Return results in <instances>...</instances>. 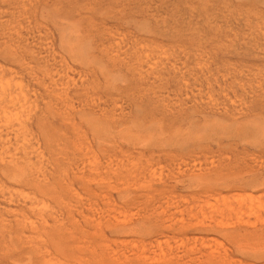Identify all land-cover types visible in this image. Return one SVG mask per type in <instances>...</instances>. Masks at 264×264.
Instances as JSON below:
<instances>
[{
    "label": "rangeland",
    "instance_id": "374dc122",
    "mask_svg": "<svg viewBox=\"0 0 264 264\" xmlns=\"http://www.w3.org/2000/svg\"><path fill=\"white\" fill-rule=\"evenodd\" d=\"M9 0H0V23L2 22V20L5 19H9L10 17L7 14H1L4 12H8L7 10L11 11L13 10V6L11 7V5H13V1L11 2L9 1V3L7 2ZM32 1V2H31ZM70 1V2H69ZM59 0L56 1L54 0V3L50 6V7H46L44 5V0H29V4H28V0L26 1L27 6H28V11L31 9L32 13H30V15L32 16V19L35 20V22H38L36 24V30L38 33H40V41L42 39V43H43V47H46V45L51 46V48L54 50L55 56H56V61H58L57 63L60 64H64L65 66H67L68 64H70L69 68V73L68 77H66L67 79H65V77L63 78H59V80L57 81L58 83V87H62V88H66L67 91L70 92L71 97L73 100V105H77L78 107H80V105H84V107L89 108L90 105L92 103H94L93 101H98L97 102L100 106H104L105 110L107 111H114L116 113V117L118 118L119 121H123L124 119L122 118L123 115L120 114V112L122 111L124 114V118L126 117V119L130 116V108H134L135 110V105L137 104H143L146 103L149 98H159V103L160 100L161 102L165 103V101H169L168 103L171 105L172 104V109L171 110L173 112L176 111V108L180 105V104H186L185 100H187V104L190 105L192 104L190 101L188 100H195L198 102V104L200 105V107L202 108H209L210 106H212V104L214 105H220L218 109L221 108V110L223 109V106L226 105L225 109L229 108L228 110V115L226 116L229 118V120H232L233 118H235V120H239V121H246V125H244L245 130H241V127H239L238 124H236L235 126L230 128L228 126L225 125H218V124H213V126L208 125L207 122H211V120H207L206 124H204L201 119H199V121L205 125H201L199 123V126H201L200 128L196 126L195 129H192L190 131H185L184 132H177L176 134L174 133L175 129H171L173 133H171L169 131V128H165V130L169 131V135H172V139H168V132H166L165 130L159 131V137L157 136V133H155V130L152 129H144L143 128H134L135 126H132L131 128L128 126H108L106 129L101 130V131H95L93 127V125L91 126L89 124V122H85L82 121L81 119H79L78 117L76 118L75 115V119H77L79 122V124L77 126H72V123H59V122H54V133L52 130L53 128H50L49 133H52L53 136H51L49 138V140L45 143L44 137H42V133L40 134V132L38 130H36L34 128V134L35 137L37 138V140L40 142V144L42 145L41 147L45 150L46 148L48 149L49 153H53V155L59 157L60 160H57L56 156L55 159L57 161H55L53 155H49V153L47 152V149L45 150L46 153V158L48 157V159H50L51 157H53L54 160H52V163L54 164H58L59 161L60 163L63 161L66 164H69L67 166H63L62 168L58 167L59 170L57 169V171H55V173H53L54 171L51 170L50 168H55L53 165H51V167H49L48 169L51 170L53 173L52 175H48V178H51V176H53V178L56 176L57 178L60 176L64 175L66 176V173L64 171L67 172L68 176H72V172L74 171L76 172L83 170V172H87L89 173L90 171H92L93 168H100L103 164L104 166L105 163L108 164L110 166H115L116 168H118L117 165H119V167H121L122 169H131L134 170V174L133 171L130 170V173H132L131 175L129 174L128 176L125 175H119L118 177H113L110 180H112V187L113 189L109 188L108 186H106V188H109L107 190H105V187L103 188V186H105V180L102 181L104 182L102 184V182L99 181L100 178H95L92 182L90 181L88 186L86 187H81L80 184H78L77 180L73 181V183L69 186H65L66 183L68 182V178L66 177H62V179L59 180V183L62 184L60 186H64L61 188V191H63L62 189H66L65 191H63L61 193L60 191V195L57 193L56 195H41L39 192L35 191V188L31 185L28 184L26 182H24L22 179H19L18 177L15 178H11L9 179L8 175H6V173H4L1 170V166H0V181H1V185H0V191L2 193H0V210L3 211V208H12L14 209L16 212V209H24L25 207H23L25 204H22L21 206H17V205H21V203L23 202L21 200V196H23L25 193H35V195H37L39 200H42V204L40 203L39 206L45 208V206L48 205V207L50 209H54L57 210V212L60 210V212H62V210H64L65 208H63L64 206H68L67 207H71V205H74L71 207L72 209H74L76 212H74V219L76 218L77 221L80 222V224L83 223V217L81 216V214L78 215L77 211L81 210L84 211L83 215L85 212H89V214L85 213V215H91L90 217L92 218H98L99 216L101 220H105V219H109L111 216L113 217L114 215H109L110 217H108V214L106 213L107 208H112L115 209L116 207V211H115V215L116 216H123L125 217V219L129 216L128 214H132L134 211L132 207L127 206V209L125 210L126 203L124 204V201L121 200L120 196H122L124 191L123 188H126L127 185V181L130 182L128 184L127 189L129 190H140L141 187L138 186V180L141 178L146 177H150L153 179V181H157L161 182L163 179L168 180V181H172L173 183V179H170L169 176H174L175 174H177V168H175L179 162V160L187 158L186 161L190 162V164L192 163L191 159L192 156H190L193 152L192 155H196L197 154L200 156L195 157L196 160L201 161V163L198 161L196 162V167L194 169V172L197 174L196 175H192L190 172H192V165H182V168L185 169L184 173H183V181L182 184L178 181L175 182L176 184H174L175 187H171L170 189H168L169 191H174V194H186L184 195V197H188L187 201H180L178 204H180L181 206H185L184 204H186L189 207H198L197 205L202 204L201 202H206L202 205H199L201 208L205 207L206 209L209 210H214L215 213H219L218 211H221V209H219V207L223 206L222 209L228 207V206H236L238 207V212H242L244 210V208L246 209V207H248L246 209V211L244 210L243 213H245L246 215H244L243 217V213H236L233 214L236 216V220H234V217L232 216L231 220L228 221V225L229 222L230 225L232 226V224L234 225V221L237 224L239 221L242 220H246L247 218L249 219L250 223L256 222L257 220L256 215L254 216V218L252 217V214H257L258 210L260 207H262L264 209V190H257L255 192V187H250L249 184H247L246 186L243 185V182L248 183L252 173L251 171H249L247 173V170H249L248 167H245V163L247 166L251 167L253 164H257L260 165V162L262 165L263 164V158H264V126H262L264 124V102L262 103L263 98L259 97L257 98V94H259V92H263L264 91V0ZM87 1V2H85ZM125 1V2H124ZM134 1V2H133ZM139 1V2H138ZM165 1V2H164ZM185 1V2H184ZM190 1V2H189ZM194 1V2H193ZM200 1V2H199ZM219 1V2H218ZM220 1H222L220 3ZM250 1V3H249ZM59 2V3H57ZM83 2V3H82ZM89 2V3H88ZM91 2V3H90ZM97 2V3H96ZM105 2V3H104ZM119 2V3H118ZM122 2V3H121ZM138 2V3H137ZM170 2V3H168ZM175 4H174V3ZM183 4H182V3ZM198 2V3H197ZM256 2V3H255ZM39 3V4H38ZM93 3V4H92ZM114 3V5H113ZM125 5H124V4ZM147 3V4H146ZM195 3V4H194ZM216 3V4H215ZM244 3V4H243ZM247 3V4H246ZM249 3V4H248ZM255 3V4H253ZM58 4V5H57ZM123 4V5H122ZM144 4V6H143ZM189 4V5H187ZM199 4V5H198ZM235 4H237L235 6ZM239 4V5H238ZM43 5V6H42ZM79 5V7H78ZM99 5V6H98ZM130 5V6H129ZM142 5V6H141ZM148 5V6H146ZM155 5V6H154ZM178 5V6H177ZM198 5V6H196ZM203 5V6H202ZM208 5V6H207ZM214 5V6H213ZM247 5V6H246ZM9 6V7H8ZM109 6V7H108ZM112 6V7H111ZM114 6V7H113ZM124 6V7H123ZM156 6H159L158 8ZM161 6V7H160ZM177 6V7H176ZM216 6V7H215ZM228 6V7H227ZM241 6V7H240ZM26 7V6H25ZM30 7V8H29ZM45 7V8H44ZM66 7V8H64ZM71 9H70V8ZM96 9H95V8ZM100 7V8H99ZM104 7V9H103ZM142 7V8H141ZM185 7V8H184ZM199 9H198V8ZM240 7V8H239ZM255 7V8H254ZM68 8V9H67ZM80 8V9H79ZM82 8V9H81ZM106 8V9H105ZM115 8V9H114ZM117 8V9H116ZM144 8V9H143ZM149 8V9H148ZM165 8V9H164ZM195 8V9H194ZM227 8V9H226ZM5 9V10H3ZM34 9V10H33ZM102 9V10H101ZM114 9V10H113ZM130 9V10H129ZM198 9V10H197ZM30 10V11H31ZM52 10V11H51ZM70 10V11H69ZM129 10V11H128ZM135 10V12H134ZM161 12H159V11ZM223 10V11H222ZM251 10L253 13H251ZM4 11V12H3ZM63 11V12H62ZM115 11V12H114ZM179 11V12H178ZM250 11V12H248ZM36 12V13H35ZM74 12V13H73ZM83 12V13H82ZM117 12V13H116ZM130 12V13H129ZM140 12V13H139ZM181 12V13H180ZM216 12V13H215ZM57 13V14H55ZM111 13V14H110ZM113 13V14H112ZM132 13V14H131ZM185 13V14H184ZM194 13V14H193ZM223 13V14H222ZM250 13V14H249ZM256 13V14H255ZM261 13V14H260ZM78 14V15H77ZM81 14V15H79ZM127 14V15H126ZM178 14V15H177ZM196 14V15H195ZM225 14V15H224ZM245 14V15H244ZM5 15V17L3 16ZM57 15V16H56ZM109 15V16H108ZM114 15V16H113ZM122 15V16H121ZM142 15V16H141ZM160 15V16H159ZM177 15V16H176ZM217 15V16H216ZM237 15V16H236ZM239 15V16H238ZM258 15V16H256ZM7 16V17H6ZM59 16V17H58ZM77 16V17H76ZM152 16V17H151ZM242 16V17H240ZM178 17V18H177ZM182 17V18H181ZM190 17V18H189ZM232 19H231V18ZM234 17V19H233ZM254 17V18H253ZM259 17V18H258ZM1 18H3L1 20ZM156 18V19H155ZM196 18V19H195ZM202 18V19H201ZM211 20H210V19ZM249 18L252 20H249ZM256 18V19H255ZM143 19V20H142ZM225 19V20H224ZM247 19V20H246ZM150 20V21H149ZM167 20V21H166ZM186 22H185V21ZM233 20V21H232ZM249 20V21H248ZM263 20V21H262ZM42 21V22H41ZM156 21V22H155ZM183 21V22H182ZM227 21V22H225ZM238 21V22H237ZM240 21V22H239ZM254 21V22H253ZM200 22V23H199ZM206 22V23H205ZM209 22V23H208ZM249 22V23H248ZM113 23V24H112ZM152 23V24H151ZM159 23V24H158ZM181 23V24H180ZM216 23V24H215ZM223 23V24H222ZM263 23V24H262ZM102 24V25H101ZM171 24V25H170ZM192 24V25H191ZM232 26H231V25ZM35 25V24H34ZM47 25V26H46ZM94 27H93V26ZM186 25V26H185ZM207 25V26H206ZM228 25V26H227ZM252 25V26H251ZM80 26V27H79ZM101 26V27H100ZM119 26V27H118ZM175 26V27H174ZM261 26V27H260ZM46 27V28H45ZM96 27V30H94ZM116 27V28H115ZM203 27V28H202ZM215 27V28H214ZM38 28V29H37ZM94 28V29H93ZM164 28V29H163ZM182 28V30L180 29ZM241 28V29H240ZM49 29V30H48ZM107 29V30H106ZM127 29V30H126ZM152 29V30H151ZM188 29V31H187ZM222 29V30H221ZM0 32H2L3 30V25L2 23L0 24ZM87 30V31H86ZM102 30V31H101ZM190 30V31H189ZM240 30V31H239ZM250 30V31H249ZM255 30V31H254ZM101 31V32H100ZM118 31V32H116ZM217 31V32H216ZM222 31V32H221ZM106 32V33H105ZM226 32V33H225ZM258 32V33H257ZM38 33L36 35H38ZM180 33V34H179ZM193 33V34H192ZM224 33V34H223ZM243 33V34H242ZM246 33V34H245ZM263 35H262V34ZM99 34V35H98ZM104 34V35H103ZM162 34V35H161ZM191 34V35H190ZM204 34V35H203ZM89 35V37H88ZM117 35V36H116ZM130 35V37L128 36ZM188 35V36H187ZM219 35V37H218ZM230 35V36H229ZM46 36V37H45ZM86 36V37H84ZM107 38H106V37ZM140 36V37H139ZM163 36V38H162ZM213 36V37H212ZM234 36V37H233ZM248 36V37H247ZM122 37V38H121ZM161 37V38H160ZM198 37V38H197ZM215 37V38H214ZM226 37V38H225ZM236 37V38H235ZM238 37V38H237ZM37 40L38 36H36ZM35 38V39H36ZM179 38V39H178ZM196 38V40H195ZM262 40H261V39ZM107 39V40H106ZM128 39V40H127ZM161 39V40H160ZM184 39L186 41H184ZM204 39V40H203ZM206 39V41H205ZM234 39V40H233ZM244 39V40H243ZM36 40V41H37ZM120 40V41H119ZM201 40V41H200ZM225 40V41H224ZM229 40V41H228ZM44 41V42H43ZM67 41V42H66ZM100 41V42H99ZM107 41V42H106ZM115 41V42H114ZM137 41V42H135ZM146 41V44L144 43ZM148 41V42H147ZM173 41V42H171ZM179 41H181V44ZM196 43H195V42ZM197 41H199V43L201 42V44H197ZM257 41V42H256ZM1 42V40H0ZM78 42V43H77ZM117 42V43H116ZM131 42V43H130ZM156 42V43H154ZM163 42V43H162ZM207 42V43H206ZM209 42V43H208ZM215 42V44H214ZM227 44H225V43ZM234 42V43H233ZM247 42V43H246ZM255 42V43H254ZM41 43V44H42ZM68 43V44H67ZM76 43V44H75ZM130 43V44H129ZM154 43V45H153ZM159 43V44H158ZM178 45H177V44ZM185 43V44H184ZM189 43V44H188ZM194 43V44H193ZM237 43V44H236ZM45 44V45H44ZM73 44H75L74 46H72ZM111 44V45H110ZM129 44V45H128ZM136 44V45H135ZM184 44V45H183ZM214 44V45H213ZM223 46H222V45ZM242 44V45H241ZM79 45V46H77ZM116 45V46H115ZM125 45V46H124ZM140 45V46H139ZM147 45V46H145ZM149 45V46H148ZM163 45V46H162ZM174 45V46H173ZM192 45V46H191ZM195 45V46H194ZM203 45V46H202ZM206 45V46H205ZM95 48H94V47ZM127 46V47H126ZM131 46V47H130ZM162 46V47H161ZM181 46V47H180ZM197 46V47H196ZM199 46V47H198ZM229 46V47H228ZM70 47V48H69ZM75 47V48H72ZM78 49H77V48ZM220 47V48H219ZM1 48V47H0ZM72 48V51H70ZM100 48V49H99ZM115 48V49H114ZM126 50H125V49ZM135 50H134V49ZM164 48V49H162ZM188 48V49H186ZM201 48V49H200ZM205 48V49H204ZM212 48V49H211ZM233 48V49H232ZM247 48V49H246ZM255 48V49H254ZM48 49V48H47ZM123 49V50H122ZM132 49V50H131ZM148 49V50H147ZM151 49V50H150ZM173 49V50H172ZM228 51H227V50ZM237 49V50H236ZM242 49V50H241ZM6 49H1L0 50V65H2V67H6L8 68L10 65L9 62V54H5ZM109 50V51H108ZM144 50V51H143ZM170 50V51H169ZM178 50V51H177ZM205 50V51H204ZM209 50V51H208ZM218 52H217V51ZM245 50V51H244ZM259 50V51H258ZM7 51V50H6ZM94 51V52H93ZM107 51V53H106ZM132 51V52H130ZM168 51V52H167ZM208 51V52H207ZM238 51V52H237ZM242 51V52H241ZM8 52V51H7ZM99 52V53H98ZM116 52V53H115ZM151 52V53H149ZM165 52V53H164ZM171 52V53H170ZM200 52V53H199ZM205 52V53H204ZM210 52V53H209ZM248 52V53H247ZM20 53V52H19ZM105 53V54H103ZM129 53V55H128ZM143 53V54H142ZM167 53V54H166ZM184 55H183V54ZM213 53V54H212ZM233 53V54H232ZM261 55H260V54ZM102 54V55H99ZM109 54V56H108ZM115 58L116 55H118L116 58H119L116 60V58L113 60H111L110 55H113ZM145 54V55H144ZM166 54V55H163ZM190 54V55H189ZM194 54V55H193ZM217 54V55H216ZM241 54V55H239ZM245 54V55H244ZM6 55V56H3ZM63 55V56H62ZM79 55V56H78ZM131 55V56H130ZM204 55V56H202ZM219 55V56H218ZM238 55V56H237ZM83 56V58L81 57ZM96 56V57H95ZM103 56V57H102ZM107 58H104L106 57ZM151 56V57H150ZM166 56V57H165ZM179 56V57H178ZM186 58H185V57ZM193 56V58H192ZM212 56V57H211ZM218 56V57H217ZM251 56V57H250ZM253 56V57H252ZM27 57V56H25ZM62 57V58H61ZM153 57V58H152ZM156 57V58H155ZM163 57V58H162ZM168 57V58H167ZM174 57V58H173ZM104 60H102V59ZM130 58V60H129ZM143 58V59H140ZM146 58V59H145ZM150 58V59H148ZM192 58V59H191ZM217 58V59H214ZM219 58V59H218ZM231 58V60H230ZM95 59V60H94ZM101 59V60H100ZM148 59V60H147ZM155 59V61H154ZM159 59V60H158ZM168 59V62L166 61ZM170 59V60H169ZM181 59V60H178ZM185 59V61H183ZM186 59H188V61H186ZM195 59V60H194ZM200 59V60H199ZM210 59V60H209ZM242 59V60H241ZM107 60V61H106ZM116 60V61H115ZM121 60V61H120ZM129 60V61H128ZM142 60V62H141ZM153 60V61H152ZM177 60V61H176ZM7 61V62H6ZM61 61V62H60ZM109 61V62H108ZM115 61V63H114ZM139 61V62H138ZM149 61V63H148ZM196 61V63H195ZM206 61V62H205ZM213 61V62H212ZM216 61V62H215ZM65 62H67L65 64ZM124 62L129 63L131 62L130 66H128L129 64L124 66ZM145 62V63H144ZM155 62V63H154ZM159 62V64H158ZM163 62V63H162ZM184 62V65L183 63ZM233 62V63H232ZM241 62V63H240ZM12 63V62H11ZM114 63V64H113ZM118 63V64H117ZM142 63V64H141ZM174 63V65H173ZM182 63V65H180ZM201 63V64H200ZM205 63V65H204ZM216 63V65H214ZM232 63V65H231ZM238 63V64H237ZM244 65H243V64ZM256 63V64H255ZM101 64V65H100ZM103 64V65H102ZM110 66H109V65ZM113 64V65H112ZM120 64V65H119ZM150 64V65H149ZM162 64V65H161ZM172 64V65H171ZM178 64V65H177ZM234 64V65H233ZM241 64V65H240ZM7 65V66H6ZM92 65V66H91ZM142 65V66H141ZM166 67H165V66ZM219 65V66H218ZM236 65V66H235ZM114 66V67H113ZM128 66V67H126ZM140 66V68H139ZM160 66V67H159ZM184 66L185 69H184ZM204 66V67H203ZM218 66V68H217ZM225 66V67H224ZM2 67L0 68V71L2 69ZM89 67V68H88ZM95 67V68H94ZM117 67V68H116ZM122 67V69H121ZM134 67V68H133ZM142 67V68H141ZM151 67V68H149ZM250 67V68H249ZM259 67V68H258ZM88 70H87V69ZM92 68V69H91ZM115 68V69H114ZM145 68V69H144ZM158 68V69H156ZM183 68V69H182ZM188 68V69H187ZM202 68V69H201ZM208 68V69H207ZM241 68V69H240ZM258 68V69H257ZM76 69V70H75ZM125 69V70H124ZM143 69V70H142ZM167 69V70H166ZM176 69V70H175ZM178 69V70H177ZM188 71H187V70ZM194 69V70H193ZM197 69V70H196ZM207 69V70H206ZM243 69V70H242ZM251 69V70H250ZM263 69V70H262ZM94 72H92V71ZM146 70V71H145ZM152 70V71H150ZM169 73L166 74V71ZM171 70V71H170ZM183 70V71H182ZM203 70V71H202ZM209 70V71H208ZM232 70V71H231ZM126 71V72H125ZM138 71V72H137ZM150 71V72H149ZM154 71V72H153ZM176 74V76L174 75V73ZM177 71V72H175ZM193 71V72H192ZM251 71V72H250ZM128 72V73H127ZM134 72V73H133ZM143 73L145 75H149L145 77L143 74H139ZM196 72V73H195ZM199 72V73H198ZM207 72V73H206ZM235 72V74H234ZM242 74H241V73ZM249 72V73H248ZM8 73V72H6ZM134 75H133V74ZM154 73V76H153ZM161 73V74H160ZM185 73V75H184ZM190 73V74H189ZM193 73V74H192ZM203 73V74H202ZM223 73V74H222ZM127 74V75H126ZM171 75V78L169 77ZM173 74V76H172ZM228 74V75H227ZM70 75V77H69ZM104 75V76H103ZM140 75V76H139ZM157 75V76H156ZM163 76L162 78H160L161 80L159 81V79H156L157 77ZM183 75V76H182ZM246 75V76H245ZM260 75V76H259ZM91 76V77H90ZM139 76V77H138ZM142 76V77H141ZM211 78H210V77ZM223 76H226L223 78ZM240 76V77H239ZM242 76V77H241ZM252 76V77H250ZM81 77V79H80ZM95 77V78H93ZM135 77V78H134ZM144 77V78H143ZM195 79H194V78ZM234 77V78H233ZM256 77H259L258 79ZM98 78V80L96 79ZM133 78V80H132ZM146 78V80H145ZM150 78V79H148ZM164 78H166L167 80H165ZM170 78V79H169ZM202 78V79H201ZM217 78V79H216ZM65 79V80H64ZM131 79V80H130ZM139 79V80H138ZM208 79V80H207ZM256 79V80H255ZM73 80V81H72ZM89 80V81H88ZM97 80V81H95ZM148 80V81H147ZM156 80V81H155ZM182 80V81H181ZM204 80V81H203ZM228 80V81H227ZM238 82H237V81ZM247 80V81H246ZM258 80H260L258 82ZM262 80V81H261ZM65 81V82H64ZM71 81V82H70ZM82 81V83H81ZM131 83H129V82ZM133 81V82H132ZM138 81V82H137ZM141 81H143L141 83ZM147 81V82H146ZM201 81V82H200ZM218 81V82H217ZM73 82V83H72ZM108 82V83H107ZM141 84H140V83ZM145 82V83H144ZM167 82V83H165ZM199 82V83H198ZM221 82V83H220ZM228 82V83H227ZM240 82V83H239ZM263 82V83H262ZM84 86V88H87V92H80L78 94L74 93V88L81 86ZM90 83V84H89ZM100 83V85L98 86V84ZM135 83V84H133ZM152 83V84H151ZM162 83V84H161ZM186 83V84H185ZM201 83V84H200ZM203 83V84H202ZM217 83V84H216ZM228 85H227V84ZM74 84H76V86H74ZM84 84V85H83ZM86 84V85H85ZM104 84V85H103ZM108 84V85H107ZM129 84V85H128ZM133 84V86H132ZM146 84V85H145ZM148 84V85H147ZM151 84V85H150ZM208 84V85H207ZM211 84V85H210ZM225 84V85H224ZM256 84H258L256 86ZM135 85V86H134ZM193 85V86H192ZM205 85V86H204ZM218 85V86H217ZM224 85V86H223ZM69 86V87H68ZM108 86V87H107ZM128 86V87H127ZM146 86H148L146 88ZM152 86V87H151ZM159 86V87H158ZM68 87V88H67ZM94 87V88H93ZM124 87V88H123ZM127 87V88H125ZM143 87V88H142ZM190 87V88H189ZM121 88V89H119ZM135 88V89H134ZM152 88V89H151ZM158 88L160 90H158ZM175 88V89H174ZM183 88V89H182ZM244 88V89H243ZM131 89V90H130ZM140 89V90H139ZM162 89V90H161ZM204 89V90H203ZM217 89V90H216ZM238 89V90H237ZM248 89V90H247ZM253 89V91H252ZM121 90V91H120ZM127 90V91H126ZM145 90V91H144ZM186 90V91H185ZM191 90V91H190ZM209 90V92H208ZM213 92H212V91ZM219 90V91H218ZM223 90V92H222ZM117 94H115V92ZM118 91V92H117ZM132 91V92H131ZM176 91V92H175ZM123 92V94H121ZM139 92V93H138ZM144 92V93H143ZM149 92V93H148ZM201 92V93H200ZM222 92V93H221ZM247 92V93H246ZM85 93V94H84ZM87 93V94H86ZM158 93V94H157ZM165 93V94H164ZM176 93V94H175ZM179 93V94H178ZM185 93V94H184ZM197 93V94H196ZM200 93V94H199ZM206 93V94H205ZM249 93V94H248ZM257 93V94H256ZM120 94V95H119ZM133 94L134 97H131ZM135 94V95H134ZM156 94V95H155ZM162 94V95H161ZM183 94V96H182ZM199 94V95H198ZM235 94V95H234ZM247 94V95H246ZM92 95V96H91ZM106 95V96H105ZM160 95V97H159ZM174 95V96H173ZM179 95V97L177 96ZM198 95V96H197ZM201 95V96H200ZM221 95V96H220ZM228 95V96H227ZM82 96V97H81ZM98 96V97H97ZM117 98H116V97ZM128 96V97H127ZM143 98H142V97ZM145 96V97H144ZM154 96V97H153ZM165 96V97H164ZM169 96V97H168ZM187 98H186V97ZM204 96V97H203ZM239 96V97H238ZM248 96V98H247ZM255 96V98H254ZM75 97V98H74ZM79 97V98H78ZM136 97V98H135ZM149 97V98H148ZM161 97H164L166 100L164 101V98L161 99ZM193 97V98H192ZM199 97V98H198ZM201 97V98H200ZM210 97V98H209ZM226 97V98H225ZM244 97V98H243ZM104 98V99H103ZM128 98V99H127ZM142 98V99H141ZM168 98V99H167ZM186 98V99H185ZM197 100H196V99ZM203 98V99H202ZM251 98V99H250ZM75 99L77 101H75ZM114 99V100H113ZM125 99V100H124ZM148 99V100H147ZM199 99V100H198ZM206 99V100H205ZM219 99V100H218ZM230 99V100H229ZM105 103H103L104 101ZM117 100V101H116ZM147 100V101H146ZM182 100V101H181ZM214 100V101H213ZM225 102H224V101ZM234 100V101H233ZM237 100V101H236ZM241 100V101H240ZM115 101V102H114ZM140 101V102H139ZM142 101V102H141ZM166 101V102H167ZM199 101L201 102H205L202 104L199 103ZM216 101V102H215ZM231 101V102H230ZM252 101V102H251ZM87 102V103H86ZM95 102V103H96ZM128 102V103H127ZM136 102V103H135ZM138 102V103H137ZM208 102V103H206ZM218 102V103H217ZM228 104H225L227 103ZM258 102V103H257ZM77 103V104H76ZM107 103V104H106ZM118 103V105H117ZM158 103V104H159ZM233 103V105H232ZM111 104V106H110ZM121 104V106H120ZM209 104V105H208ZM186 105V106H188ZM203 105V106H202ZM206 107H205V106ZM223 105V106H222ZM241 105V106H240ZM243 105V106H242ZM250 105V106H249ZM125 106V107H124ZM261 106V107H260ZM76 107V106H75ZM111 107V108H110ZM119 107H121L119 109ZM231 107H233V109H236L237 111H234L233 109H231ZM251 107V109H250ZM77 108V107H76ZM207 108V109H208ZM113 109V110H112ZM125 109V110H124ZM231 109V111H230ZM240 109H242L240 111ZM232 110L233 112H240L239 114H232ZM127 111V112H126ZM129 111V112H128ZM243 111V112H242ZM249 111V112H248ZM256 111V112H255ZM133 112V111H131ZM242 112V113H241ZM260 112V113H259ZM244 113H248V114H244ZM252 113V114H251ZM254 113V114H253ZM262 113V114H261ZM119 114V115H118ZM242 114L246 115L243 116ZM257 114V115H256ZM121 115V116H120ZM236 117H235V116ZM241 116V117H238ZM249 115V117H248ZM256 115V117H255ZM233 116V117H232ZM243 116V117H242ZM121 118V119H119ZM247 118V120L245 119ZM258 119H261L258 122ZM254 120V121H253ZM198 121V122H199ZM229 121H227L226 123H228ZM231 122V121H230ZM257 122V123H256ZM62 127L59 130V125ZM232 123V122H231ZM225 124V123H224ZM248 124V125H247ZM253 124V125H252ZM212 125V124H211ZM215 125V126H214ZM232 125V124H230ZM238 125V126H237ZM256 125V126H255ZM225 126V127H224ZM237 126V127H236ZM253 128H252V127ZM259 126V127H258ZM73 128V130L70 129ZM206 127V128H205ZM210 127V128H209ZM221 127V128H220ZM228 127V128H227ZM250 127V128H248ZM57 128V129H56ZM219 128V129H218ZM225 128V129H224ZM233 128V129H231ZM258 128V130H257ZM127 129V130H125ZM215 129V130H214ZM224 129V131H223ZM228 129V130H227ZM253 129V130H252ZM263 129V130H262ZM66 134H65V131ZM98 130V129H96ZM130 130V131H129ZM151 130V131H150ZM176 130H178L176 128ZM240 130V133H239ZM248 130V132H247ZM251 130V131H250ZM110 131V132H109ZM126 131V132H125ZM154 131V133H153ZM209 131V132H208ZM222 131V132H221ZM228 131V132H227ZM235 131V132H234ZM254 133H253V132ZM129 132V133H128ZM145 132V133H144ZM149 132V134H148ZM166 132V133H165ZM213 132V133H212ZM62 133V135H61ZM134 133V135L132 134ZM135 133L137 134L135 135ZM147 133V134H146ZM171 133V134H170ZM178 133V134H177ZM187 133V134H186ZM243 133V134H242ZM247 133V134H246ZM252 133V134H251ZM58 134V135H55ZM79 134V135H78ZM101 134V137H99ZM153 134V136L151 135ZM175 134V135H174ZM199 134V135H198ZM213 134V135H212ZM51 135V134H50ZM65 135V137H64ZM69 135V136H68ZM72 135H74L72 137ZM78 135V136H77ZM122 135V136H120ZM127 135V136H126ZM163 135V136H162ZM167 137H165V136ZM174 135V136H173ZM195 135V136H194ZM202 137H201V136ZM205 137H204V136ZM76 136V138H75ZM92 136V137H91ZM150 136V137H149ZM200 136V137H199ZM215 136V137H213ZM219 136V137H218ZM224 136V137H222ZM252 136V138H250ZM254 136V138H253ZM42 137V139H41ZM69 137V138H68ZM128 137V138H127ZM170 137V136H169ZM204 137V139H203ZM212 137V138H210ZM246 137V138H245ZM52 138V139H51ZM73 138V139H71ZM77 138H79L80 140H78ZM82 138V139H81ZM87 138V139H86ZM151 138V139H150ZM161 138L163 140H161ZM197 138V139H196ZM218 138V139H216ZM228 138V139H227ZM230 138V139H229ZM64 139V140H63ZM139 139V140H138ZM182 139V140H181ZM184 139V141H183ZM203 139V141L201 140ZM220 139V140H219ZM252 139V140H249ZM255 139L258 140H262L261 142L254 141ZM52 140V141H51ZM57 140V141H56ZM84 140V141H83ZM167 140V141H166ZM173 140V141H171ZM56 141V142H53ZM73 141V142H71ZM150 141V142H149ZM177 141V142H176ZM183 141V142H181ZM251 141V142H250ZM254 141V142H253ZM43 142V143H42ZM52 142V143H50ZM57 142H59L60 144H58ZM72 144H71V143ZM80 142V143H79ZM84 144H82V143ZM90 142V143H89ZM166 144H165V143ZM172 142V143H171ZM176 142V143H175ZM231 142V143H230ZM249 142V143H248ZM54 143V144H53ZM64 144V148H63V144ZM79 143V144H78ZM89 143V144H87ZM116 143V144H115ZM197 143V144H196ZM250 144L249 146L247 145ZM255 143V144H254ZM47 144V145H46ZM87 144V145H86ZM172 144L174 146H172ZM181 144V145H180ZM221 146H219V145ZM246 146H245V145ZM254 144V145H253ZM51 145V146H50ZM59 145V146H58ZM81 145V146H80ZM86 145V146H85ZM108 145V147H107ZM116 145V146H115ZM155 145V146H154ZM200 145V146H199ZM225 145V146H224ZM256 145V146H255ZM259 145V146H258ZM62 146V147H61ZM67 146V147H66ZM76 146V147H74ZM85 146V147H83ZM92 146V147H91ZM111 146V148H110ZM205 148H202L204 147ZM219 146V147H217ZM251 146V147H250ZM255 146V148L253 147ZM46 147V148H45ZM137 147V148H136ZM161 149H160V148ZM173 148L175 149L178 153H182L184 154L185 152L182 151H186V153L184 155H181L176 161L174 160H170V159H160L159 160V164L155 160H150L147 161V157L145 156V154L147 153L146 150L148 149H152L153 152L156 151L158 149V151L154 152V154H159L161 155L163 150L165 151L167 148ZM223 147H226L225 149H223ZM241 147L243 148L242 150ZM51 148V149H50ZM70 148V150L68 149ZM74 148L76 149L74 151ZM91 148V149H90ZM113 148V151H112ZM115 148V149H114ZM135 148V149H134ZM162 148H166V149H162ZM189 148V149H188ZM217 148V150L215 149ZM219 148V149H218ZM221 148V149H220ZM232 148V149H231ZM259 148V149H258ZM68 149V150H67ZM72 149V151H71ZM88 151H87V150ZM99 149H100V153H99ZM102 149V150H101ZM184 149V150H183ZM214 149V151L212 150ZM230 149V150H229ZM250 150V151H246V150ZM255 149V150H254ZM258 149V150H257ZM53 150V151H51ZM59 150V151H58ZM61 150V151H60ZM81 150V151H80ZM95 152H92V151ZM106 150V151H104ZM181 150V151H179ZM190 150V151H189ZM197 150H200L199 152H195ZM203 150V151H201ZM221 150H228V151H221ZM237 150L238 153H235ZM245 150V151H244ZM70 151V152H69ZM105 152L103 154V152ZM119 151V152H118ZM161 151V152H160ZM212 153H211V152ZM242 151V153H240ZM252 151V152H251ZM257 151V152H256ZM66 152V153H65ZM71 152H73V154H71ZM82 152V153H81ZM85 152V153H84ZM92 152L93 156H91L92 154H90ZM102 152V153H101ZM123 152V156L121 155ZM146 152V153H145ZM191 152V154H190ZM204 154H203V153ZM207 152V153H206ZM210 152V153H209ZM214 152V154H213ZM221 152V153H220ZM247 152V153H246ZM259 152V153H258ZM10 154V152H8ZM64 153V155H63ZM75 153V154H74ZM81 153V154H79ZM98 153V154H97ZM111 153V155L109 154ZM125 153V154H124ZM136 153V154H135ZM177 153V154H178ZM187 153H189L188 157H186ZM216 153V154H215ZM224 153V154H223ZM230 153V155H229ZM12 154V151H11ZM78 154V155H77ZM89 154V155H88ZM119 154V155H118ZM206 154V155H205ZM208 154V155H207ZM210 154V155H209ZM211 154L213 156H211ZM221 154V155H218ZM233 154V155H231ZM240 156H239V155ZM241 154L244 156L245 154V161H243L244 159H242L243 157H241ZM248 154V155H247ZM258 154V156H257ZM259 154H262L259 155ZM5 155L7 157V161L9 160V155L6 153L4 154V152L0 153V157L3 160H0V162H7L5 161ZM69 155V156H67ZM72 155L75 157H72ZM83 155V156H82ZM127 155V156H126ZM202 155V157H201ZM204 155V156H203ZM216 155V156H214ZM226 155H229L228 157ZM238 155V156H237ZM62 156H65L64 158ZM79 156V157H78ZM98 156V157H97ZM116 156V157H115ZM122 156V158H121ZM223 156V157H222ZM231 156V157H230ZM247 156H249L247 158ZM257 158H255V157ZM50 157V158H49ZM61 157V158H60ZM81 157V158H80ZM93 157L94 161L92 160ZM127 157V158H126ZM201 157V158H199ZM207 157V158H206ZM222 157V158H221ZM230 157V158H229ZM234 157V158H233ZM262 157V158H260ZM63 158V159H62ZM72 158V159H71ZM74 158V159H73ZM77 158V160H76ZM79 158V160H78ZM97 158V160H96ZM100 158V159H99ZM112 158V159H111ZM117 158V159H116ZM191 158V159H190ZM224 158V160H223ZM232 158V159H231ZM251 158H254L253 160ZM86 159V160H85ZM129 159V160H128ZM189 159L191 161H189ZM212 159L214 160L212 162ZM231 159V160H230ZM236 159V160H234ZM248 159V160H246ZM251 159V160H250ZM260 162H259V160ZM261 159H263L261 161ZM72 160V161H71ZM99 160V161H98ZM102 160V161H101ZM165 160V161H164ZM170 160V161H169ZM211 160V162H210ZM220 160L222 162H220ZM229 162H226V161ZM234 160L235 164H232ZM251 162H250V161ZM256 160V162H255ZM78 161V162H77ZM81 161V163H80ZM84 161V162H83ZM89 161V162H88ZM97 161V162H96ZM108 163H107V162ZM120 161V162H118ZM122 161V162H121ZM147 163H146V162ZM164 161V162H163ZM174 161V162H173ZM253 161V162H252ZM56 162V163H55ZM63 162V163H64ZM94 162H96L94 164ZM116 162V163H115ZM168 165H166L167 163ZM209 162L211 163L212 167L209 164ZM218 162V163H216ZM225 162V164L223 163ZM231 162V163H230ZM250 162V163H249ZM62 163V165H63ZM84 166H83V164ZM103 163V164H102ZM115 163V164H114ZM124 163V164H122ZM135 163V164H134ZM153 163V164H152ZM166 163V164H165ZM197 163L199 165H197ZM216 165H215V164ZM230 167H229V165ZM237 163V164H236ZM253 163V164H252ZM75 164V165H74ZM77 164V165H76ZM89 164V165H88ZM101 164V165H100ZM122 164V165H121ZM146 164V165H145ZM151 164V165H150ZM193 164V163H192ZM217 164L219 166H217ZM251 164V165H250ZM1 165V163H0ZM73 168H72V166ZM89 167H88V166ZM100 165V167L98 166ZM174 165V167H173ZM232 165V167H231ZM243 165V166H242ZM60 166V165H59ZM71 166V167H70ZM81 166V167H80ZM124 166V167H123ZM128 166V167H127ZM165 166V167H164ZM189 166V169L187 170L186 167ZM191 166V167H190ZM216 166V167H215ZM234 166V167H233ZM79 167V168H78ZM86 167V168H85ZM103 167V166H102ZM101 167V168H102ZM164 167V168H163ZM169 167V168H168ZM172 167V168H171ZM209 167V168H208ZM211 167V170H210ZM215 167V168H213ZM66 169V170H63ZM70 168V169H69ZM76 168V169H75ZM144 168V169H143ZM157 168V169H156ZM197 168V169H196ZM202 170L206 171L202 173ZM204 168V169H203ZM228 168V169H226ZM241 168V171L239 172ZM244 168V169H243ZM258 168V166L256 167ZM255 168V170H256ZM69 169V170H68ZM151 169V170H150ZM154 169V170H153ZM161 169V170H160ZM171 169V170H169ZM199 169V170H198ZM214 169V171H213ZM234 169V170H233ZM61 170L63 175H61ZM76 170V171H75ZM85 170V171H84ZM100 170V169H99ZM150 170V171H149ZM167 172H166V171ZM208 170V171H207ZM211 172H210V171ZM216 170H220L217 171V174H220V178L219 175L216 174L214 175V172H216ZM229 170V171H228ZM259 170V169H258ZM60 171V172H59ZM89 171V172H88ZM159 171V172H158ZM199 171L201 172V175H199ZM231 171V172H230ZM82 172V171H81ZM166 172V173H165ZM193 172V173H194ZM213 172V173H212ZM222 172L225 173L223 175L226 176V178H230L232 177L233 179L236 178V181L239 180L237 183L241 184V187H237L232 190H228V189H223L221 192L217 193L218 191H216L215 187L218 188L217 186L222 185L221 183L223 181L226 180V178L223 177ZM243 172V173H242ZM244 172H246L244 174ZM186 173V174H185ZM190 173V174H189ZM242 180L240 181V176ZM157 174V176H156ZM203 174V176H202ZM212 174V175H210ZM233 174H237V175H233ZM250 174V175H249ZM144 175V176H143ZM164 175V176H163ZM186 175L192 176L189 177L191 178L189 181V178L186 177ZM50 176V177H49ZM123 178H121V177ZM132 176V177H131ZM134 176V177H133ZM138 176V177H137ZM154 176V177H153ZM166 176V177H165ZM208 176V177H207ZM212 176H215L214 178ZM230 176V177H229ZM163 177V179H162ZM249 177V178H248ZM18 178V179H16ZM22 178V177H21ZM120 178V179H119ZM132 178L133 181L136 179L137 181L132 182ZM139 178V179H138ZM159 178L161 180H159ZM194 178V179H193ZM203 178V179H201ZM207 178H211L209 179L211 182H209V180ZM219 180H218V179ZM224 180H223V179ZM230 178V179H232ZM59 179V178H58ZM61 181V180H63ZM186 179V180H185ZM196 179V181H194ZM199 179V180H198ZM213 179V181H212ZM227 179V180H230ZM19 180V181H18ZM21 180L23 182H21ZM49 182H52V178L48 179ZM115 180V182H114ZM120 180V181H119ZM192 180V181H191ZM198 180V181H197ZM205 180V181H204ZM216 180V181H214ZM235 180V179H234ZM125 181V182H123ZM186 181V182H184ZM204 181V182H203ZM221 181V182H220ZM100 182V183H99ZM122 182V184H121ZM208 182V183H207ZM219 182V183H218ZM58 183V182H57ZM64 183V185H63ZM119 183V184H118ZM209 183L211 185H209ZM216 183V184H215ZM24 184V185H23ZM126 184V185H125ZM136 184V185H133ZM181 184V185H180ZM195 184V186H194ZM199 186H196L198 185ZM9 185H11L9 187ZM18 185V186H17ZM31 185V186H29ZM80 185V186H79ZM103 185V186H102ZM129 185H133V186H129ZM178 185V186H177ZM207 185V186H204ZM21 186V187H20ZM90 186H93L90 188ZM102 186V188H101ZM3 187V188H1ZM18 187V188H17ZM20 187V188H19ZM30 187V188H29ZM33 187V188H32ZM88 187V188H87ZM100 188V191L97 190ZM115 187V188H114ZM5 188V189H4ZM14 188V189H13ZM32 188V189H31ZM68 188H70L69 190H67ZM90 188V190H89ZM215 189L213 190L214 192H216L217 194L211 196L210 194H213V191L209 189ZM4 189V190H3ZM18 189V190H17ZM27 189V190H26ZM72 189V190H71ZM104 189V190H103ZM122 189V190H121ZM206 189H208L209 191H207ZM11 190V191H10ZM28 190H32L28 191ZM121 190V191H120ZM202 190V191H201ZM206 190V191H205ZM228 190V191H227ZM248 190V191H246ZM21 191L23 193H21ZM27 191V192H26ZM95 191V192H94ZM102 191V192H101ZM199 191V192H198ZM206 193H204V192ZM254 191V192H253ZM10 192V193H9ZM107 192V193H105ZM237 194H234L236 193ZM93 193V194H92ZM240 193V200L238 197V194ZM242 193V194H241ZM246 196H249L246 197ZM253 193V194H252ZM68 194V195H67ZM98 194V195H95ZM100 194V195H99ZM121 194V195H119ZM190 194V195H189ZM195 194V195H193ZM203 194H207V195H203ZM220 194V195H219ZM250 194L253 198V200L257 199L255 202L252 201ZM259 194V195H258ZM5 195V197L3 196ZM90 195V196H89ZM92 195V196H91ZM200 195V196H199ZM227 195H230V197L228 196V198L224 199L223 196L227 197ZM232 195V196H231ZM236 195V196H235ZM257 195V196H256ZM260 195H263V198L260 197ZM20 200H19V197ZM41 196V197H40ZM55 196V197H54ZM71 196V199L69 198ZM74 196V198H72ZM78 196V197H76ZM96 196V197H95ZM101 198H100V197ZM104 196V197H102ZM193 197L194 200L197 199L198 196V202H196L197 205L192 204V202H190V197ZM207 196V197H206ZM210 196V197H208ZM234 196V197H233ZM247 199V201L245 200V197ZM258 196L260 198H258ZM9 197L12 199H9ZM92 197V198H91ZM107 197H110L109 199H107ZM214 197V198H212ZM221 197V199H220ZM233 199L235 197H237V201H233V203L230 201V199ZM15 198V201L13 200ZM69 198V199H68ZM80 198V200H79ZM89 198V199H88ZM94 198V199H93ZM207 198V199H205ZM209 198V200H208ZM217 198V200H216ZM249 198V199H248ZM23 199V198H22ZM60 199V200H58ZM62 199V200H61ZM74 199V200H73ZM104 199V200H103ZM192 199V198H191ZM202 199V200H201ZM214 199V200H213ZM236 199V198H235ZM259 199V200H258ZM8 200V202H7ZM17 200V203H16ZM70 200V202H69ZM84 200V201H83ZM104 203H102L101 202ZM107 200V201H106ZM114 200V201H113ZM201 200V201H200ZM205 200V201H203ZM207 200V201H206ZM217 202H216V201ZM243 200H245V203H249V201L251 202V204L249 203V205L245 206L242 203L244 202ZM261 200V201H260ZM13 201V203H12ZM61 201V202H60ZM64 201V202H62ZM80 205H79V203ZM87 201V202H86ZM197 201V200H196ZM225 201H229L228 203H226ZM98 202V204H97ZM118 202V203H117ZM189 202V203H188ZM208 202V203H207ZM210 202V203H209ZM211 202L215 205H211ZM224 202V203H223ZM231 202V203H230ZM241 203L240 207L238 205V203ZM258 202V204L262 202V205L258 207V204H256ZM15 203V204H14ZM88 203V204H86ZM184 203V204H183ZM218 203V204H216ZM237 203V204H236ZM252 203H254L255 207L252 205ZM45 204V205H44ZM67 204V205H65ZM91 204V205H90ZM104 206H103V205ZM117 204V205H116ZM143 203H141L142 205ZM208 204H210V207L206 206ZM223 204V205H221ZM231 204V205H230ZM235 204V205H234ZM12 205V206H11ZM15 205V206H14ZM62 205V206H61ZM85 205V206H84ZM113 205V206H112ZM140 205V206H141ZM218 206V209L216 208ZM252 209H249V207ZM18 207V208H14V207ZM89 206V208H88ZM93 206V207H92ZM101 208H99V207ZM112 206V207H111ZM123 206V208L121 207ZM143 206V205H142ZM166 207H170L171 205L165 204ZM212 206V207H211ZM216 206V207H215ZM47 207V208H48ZM87 207V208H86ZM198 207V209L200 208ZM216 208V209H212V208ZM220 207V208H221ZM258 207V209L256 208ZM26 208H27V204H26ZM25 208V210H26ZM57 208V209H56ZM93 210H92V209ZM95 208V209H94ZM205 208H203L205 210ZM211 208V209H210ZM242 208V209H241ZM257 212H256V209ZM46 209V208H45ZM62 209V210H61ZM88 209V210H87ZM90 209V210H89ZM118 209V210H117ZM132 209V210H130ZM197 209V208H195ZM263 209L259 210V213L261 214V216H264L263 213ZM98 210V212H97ZM106 210V211H105ZM122 210V211H121ZM124 211L125 212L123 213ZM248 210V211H247ZM253 210H255L253 212ZM120 212L118 214V212ZM131 211V212H130ZM262 211V213H261ZM59 212V213H60ZM93 212V213H91ZM249 212H253L251 215H248ZM64 213V212H63ZM97 213V214H96ZM106 213V214H105ZM128 213V214H126ZM259 213L257 215H259ZM65 214V213H64ZM123 214V215H121ZM124 214H126L124 216ZM130 214V215H131ZM240 215V218L238 215ZM12 216V214H11ZM11 216L7 215L5 216L6 220L9 219V217L11 218ZM95 216V217H94ZM104 216V218H103ZM107 216V217H105ZM13 217V216H12ZM246 217V218H245ZM258 217V216H257ZM239 220H238V219ZM253 220H252V219ZM12 219V218H11ZM112 219V218H110ZM122 219V218H121ZM128 219V218H127ZM120 220V218H119ZM255 220V221H254ZM233 221V222H232ZM238 221V222H237ZM247 222H249L248 220H246ZM7 223V222H6ZM106 228V227H105ZM107 229V228H106ZM106 234V235H105ZM104 235L106 236V238L109 239H115L114 238V234H110L109 231H106L104 233ZM200 235V234H198ZM110 236V237H109ZM191 236V237H190ZM201 236V235H200ZM199 236V237H200ZM113 237V238H111ZM130 237V236H129ZM132 237V236H131ZM209 237L214 238V241L216 240L217 242H224L223 244H225V247L229 249L230 245L229 243L226 241V239H224V237L222 236H217V235H210ZM209 237H207L209 239ZM221 237V238H220ZM190 239L189 242L192 241L193 239V235H189L188 237ZM192 238V239H191ZM207 239V240H208ZM129 240V239H128ZM221 240V241H220ZM147 241V240H145ZM214 241H212L214 243ZM8 242V243H7ZM6 243L4 242V244L8 245L9 248L6 250L5 248H7L8 246L0 243V247H4V248H0V264H27L24 262L23 260H13V259H9L6 257V253L8 252V250H10V243L9 241H7ZM210 242V243H212ZM146 243V245L148 244V242H144ZM212 243V244H213ZM113 245V244H112ZM209 246V245H207ZM228 246V247H227ZM148 247V245H147ZM221 248V246H220ZM224 247H222L223 249ZM2 249V250H1ZM4 249V250H3ZM4 251H6V253L4 254ZM53 251V250H52ZM3 252V253H2ZM54 252V251H53ZM52 254L53 255H59L56 252H54ZM71 252V251H69ZM69 252L65 253V255L59 256L61 258L60 262L58 264H60L62 262V264H84L83 261L80 262L79 261V257L75 256ZM3 255H2V254ZM131 253V252H130ZM51 254V255H52ZM55 255V256H56ZM61 255V254H60ZM72 258L75 257V258ZM77 255H79L77 253ZM3 256V257H2ZM55 256H51V257H55ZM49 257V256H48ZM3 258V259H1ZM47 258V257H46ZM45 258V259H46ZM78 258V259H77ZM84 258V257H83ZM234 260L239 261L241 258V255L239 252H237V254L233 255ZM232 258V260H233ZM8 259V260H7ZM63 259V260H62ZM2 260V261H1ZM5 260V261H4ZM13 263H12V262ZM66 261V263L64 262ZM245 263L247 264V262H250L248 264H264V262H252L251 260H244ZM19 262V263H18ZM42 263V262H41ZM31 264V263H30ZM37 264H40L39 262H37Z\"/></svg>",
    "mask_w": 264,
    "mask_h": 264
},
{
    "label": "bare ground",
    "instance_id": "6f19581e",
    "mask_svg": "<svg viewBox=\"0 0 264 264\" xmlns=\"http://www.w3.org/2000/svg\"><path fill=\"white\" fill-rule=\"evenodd\" d=\"M2 1V0H1ZM10 2L12 0H9ZM9 1H7L9 3ZM27 0H14L13 1V5H11V7L13 8V10L8 12H4L1 14H7L10 18L9 19H5L2 20L3 18H1L2 20V25H3V30L2 32H0V50L6 49L5 50V54H9V62L10 65L8 68H4L2 67V65H0V68L2 67L1 71H0V153L4 152V154L6 153V155H9V160L7 161V157L5 155V162H0L1 163V170L6 173V175H8L9 179H13L15 177H18L19 179H22L24 182L31 184L34 188L35 191L37 189L36 192H39L41 195H56L57 193L60 195V191L61 188L64 186H59V180L62 179L63 176H60L57 178L56 176L53 178V176H51L52 178V182H49L48 179V175H52L53 173H55V171H57V169L59 170L58 167L62 168L64 165L67 166L69 164H66L64 162V157L63 161L60 163L61 159H59V157L56 158L57 160H60L59 163L54 164L52 163V160L55 159V156L53 155V153H49L48 149L47 152L49 153V155H53L52 160L51 158L48 159V157L46 158V149L44 150L40 144V142L37 140V138L35 137L34 134V128L36 130H38L40 132V134L42 133V137H44V142L46 143L49 138L52 135V133L54 132V122H59V123H72V126H77L79 124L80 121H78L77 119H75V115L76 118L78 117L79 119H81L82 121H87L89 122V124L94 128L98 129H94L95 131H101L106 129L108 126H128V127H132L135 126L134 128L138 127V128H143L144 129H152L155 130L157 133V136L159 135V131L165 130V128H169V131L171 129H175L173 132L176 134L177 132H184L185 131H190L192 129H195L197 124V127H201L199 126V123L202 125L203 123L206 124L207 120H211L210 124L209 122L208 125L213 126V124H218V125H225L228 126L230 128L235 126L236 124L239 125V127H241V130L243 132V130H245L246 128L244 127V125H246V121H239V120H235V118H233L232 120H229L228 114V109H225L226 105L223 106V109L221 110L218 109L219 106L218 105H214L212 104L209 105L210 109L208 108H202L200 107V105L198 104L197 101L195 100H188L190 101L192 104L188 105L187 104V100H185L186 104H180L177 108L176 111L173 112L171 110V108L174 106H172V104L170 105L164 97V101L165 103L161 102L159 103V98H149V100L143 104H137L135 105V110L134 108H130V116L126 119V117L124 118V114L122 111L120 112L122 116V118L124 119L123 121H119L118 118L119 116H116V113L114 111H107L105 110L104 106H100L97 102L98 101H93L94 103H92L90 105L89 108L84 107V105H80V107H78L77 105H73V100L71 97V94L69 91H67V89L64 87H58V84L61 82H57L59 80V78H63L65 77V79H67L66 77H68L69 73V66L70 64H68L67 66H65L64 64H60L57 63L58 61H56V53L54 52V50L51 48V46L46 45V47H43V43L40 41V33L37 32L36 30V24L38 22H35V20L32 19V16L30 15V13H32V10L28 11V6H27ZM59 1V0H56ZM62 1V0H61ZM69 1V0H68ZM90 1V0H89ZM97 1V0H96ZM99 1V0H98ZM97 1V2H98ZM107 1V0H106ZM114 1V0H113ZM116 1V0H115ZM175 1V0H174ZM203 1V0H202ZM253 1V0H252ZM32 2V1H31ZM70 2V1H69ZM80 2V0H79ZM87 2V1H85ZM96 2V3H97ZM125 2V1H124ZM134 2V1H133ZM139 2V1H138ZM137 2V3H138ZM165 2V1H164ZM185 2V1H184ZM190 2V1H189ZM194 2V1H193ZM200 2V1H199ZM219 2V1H218ZM222 1H220L221 3ZM54 3V0H44V5L46 7H50L52 4ZM59 3V2H57ZM81 3V2H80ZM83 3V2H82ZM89 3V2H88ZM91 3V2H90ZM105 3V2H104ZM119 3V2H118ZM122 3V2H121ZM170 3V2H168ZM174 3V2H173ZM182 3V2H181ZM198 3V2H197ZM250 3V1H249ZM248 3V4H249ZM256 3V2H255ZM253 3V4H255ZM28 4H29V0H28ZM39 4V3H38ZM93 4V3H92ZM124 4V3H123ZM122 4V5H123ZM147 4V3H146ZM175 4V3H174ZM183 4V3H182ZM195 4V3H194ZM216 4V3H215ZM244 4V3H243ZM247 4V3H246ZM58 5V4H57ZM114 5V3H113ZM125 5V4H124ZM189 5V4H187ZM199 5V4H198ZM196 5V6H198ZM237 4H235L236 6ZM239 5V4H238ZM26 6V7H25ZM43 6V5H42ZM99 6V5H98ZM130 6V5H129ZM142 6V5H141ZM144 6V4H143ZM148 6V5H146ZM155 6V5H154ZM178 6V5H177ZM176 6V7H177ZM203 6V5H202ZM208 6V5H207ZM214 6V5H213ZM247 6V5H246ZM9 7V6H8ZM79 7V5H78ZM109 7V6H108ZM112 7V6H111ZM114 7V6H113ZM124 7V6H123ZM157 8L159 6H156ZM161 7V6H160ZM216 7V6H215ZM228 7V6H227ZM241 7V6H240ZM239 7V8H240ZM30 8V7H29ZM45 8V7H44ZM66 8V7H64ZM70 8V7H69ZM95 8V7H94ZM97 8V7H96ZM95 8V9H96ZM100 8V7H99ZM142 8V7H141ZM185 8V7H184ZM198 8V7H197ZM255 8V7H254ZM1 9V8H0ZM51 9V7H50ZM68 9V8H67ZM71 9V8H70ZM80 9V8H79ZM82 9V8H81ZM104 9V7H103ZM106 9V8H105ZM115 9V8H114ZM113 9V10H114ZM117 9V8H116ZM144 9V8H143ZM149 9V8H148ZM159 9V8H158ZM165 9V8H164ZM195 9V8H194ZM199 9V8H198ZM197 9V10H198ZM227 9V8H226ZM5 10V9H3ZM34 10V9H33ZM102 10V9H101ZM130 10V9H129ZM128 10V11H129ZM52 11V10H51ZM70 11V10H69ZM159 11V10H158ZM223 11V10H222ZM2 12V11H0ZM63 12V11H62ZM115 12V11H114ZM135 12V10H134ZM160 12V11H159ZM179 12V11H178ZM250 12V11H248ZM36 13V12H35ZM74 13V12H73ZM83 13V12H82ZM117 13V12H116ZM130 13V12H129ZM140 13V12H139ZM161 13V12H160ZM181 13V12H180ZM216 13V12H215ZM251 13L253 15L254 12ZM57 14V13H55ZM111 14V13H110ZM113 14V13H112ZM132 14V13H131ZM185 14V13H184ZM194 14V13H193ZM223 14V13H222ZM250 14V13H249ZM256 14V13H255ZM261 14V13H260ZM33 15V13H32ZM58 15V14H57ZM56 15V16H57ZM78 15V14H77ZM81 15V14H79ZM127 15V14H126ZM178 15V14H177ZM176 15V16H177ZM196 15V14H195ZM225 15V14H224ZM245 15V14H244ZM3 16V15H2ZM109 16V15H108ZM114 16V15H113ZM122 16V15H121ZM142 16V15H141ZM160 16V15H159ZM217 16V15H216ZM237 16V15H236ZM239 16V15H238ZM258 16V15H256ZM5 17V15L3 16ZM7 17V16H6ZM59 17V16H58ZM77 17V16H76ZM152 17V16H151ZM242 17V16H240ZM264 17V16H263ZM178 18V17H177ZM182 18V17H181ZM190 18V17H189ZM231 18V17H230ZM254 18V17H253ZM259 18V17H258ZM156 19V18H155ZM196 19V18H195ZM202 19V18H201ZM210 19V18H209ZM232 19V18H231ZM234 19V17H233ZM256 19V18H255ZM143 20V19H142ZM211 20V19H210ZM225 20V19H224ZM235 20V19H234ZM247 20V19H246ZM249 20H251L249 18ZM248 20V21H249ZM150 21V20H149ZM167 21V20H166ZM185 21V20H184ZM233 21V20H232ZM252 21V20H251ZM263 21V20H262ZM42 22V21H41ZM156 22V21H155ZM183 22V21H182ZM186 22V21H185ZM227 22V21H225ZM238 22V21H237ZM240 22V21H239ZM254 22V21H253ZM264 22V21H263ZM0 23V24H1ZM200 23V22H199ZM206 23V22H205ZM209 23V22H208ZM249 23V22H248ZM35 24V25H34ZM113 24V23H112ZM152 24V23H151ZM159 24V23H158ZM181 24V23H180ZM216 24V23H215ZM223 24V23H222ZM263 24V23H262ZM102 25V24H101ZM171 25V24H170ZM192 25V24H191ZM231 25V24H230ZM47 26V25H46ZM93 26V25H92ZM186 26V25H185ZM207 26V25H206ZM228 26V25H227ZM232 26V25H231ZM252 26V25H251ZM80 27V26H79ZM94 27V26H93ZM101 27V26H100ZM119 27V26H118ZM175 27V26H174ZM261 27V26H260ZM46 28V27H45ZM116 28V27H115ZM203 28V27H202ZM215 28V27H214ZM38 29V28H37ZM94 29V28H93ZM164 29V28H163ZM182 30V28H180ZM241 29V28H240ZM49 30V29H48ZM96 30V27L95 29ZM107 30V29H106ZM127 30V29H126ZM152 30V29H151ZM222 30V29H221ZM1 31V30H0ZM87 31V30H86ZM102 31V30H101ZM100 31V32H101ZM188 31V29H187ZM190 31V30H189ZM240 31V30H239ZM250 31V30H249ZM255 31V30H254ZM118 32V31H116ZM217 32V31H216ZM222 32V31H221ZM38 33V35H36ZM106 33V32H105ZM226 33V32H225ZM258 33V32H257ZM264 33V31H263ZM180 34V33H179ZM193 34V33H192ZM224 34V33H223ZM243 34V33H242ZM246 34V33H245ZM262 34V33H261ZM99 35V34H98ZM104 35V34H103ZM162 35V34H161ZM191 35V34H190ZM204 35V34H203ZM263 35V34H262ZM36 36H38V39L36 38ZM117 36V35H116ZM130 37V35H128ZM188 36V35H187ZM230 36V35H229ZM46 37V36H45ZM86 37V36H84ZM89 37V35H88ZM106 37V36H105ZM140 37V36H139ZM213 37V36H212ZM219 37V35H218ZM234 37V36H233ZM248 37V36H247ZM36 38V39H35ZM107 38V37H106ZM122 38V37H121ZM161 38V37H160ZM163 38V36H162ZM198 38V37H197ZM215 38V37H214ZM226 38V37H225ZM236 38V37H235ZM238 38V37H237ZM179 39V38H178ZM261 39V38H260ZM37 40V41H36ZM107 40V39H106ZM128 40V39H127ZM161 40V39H160ZM196 40V38H195ZM204 40V39H203ZM234 40V39H233ZM244 40V39H243ZM262 40V39H261ZM120 41V40H119ZM184 41H186L184 39ZM201 41V40H200ZM206 41V39H205ZM225 41V40H224ZM229 41V40H228ZM44 42V41H43ZM67 42V41H66ZM100 42V41H99ZM107 42V41H106ZM115 42V41H114ZM137 42V41H135ZM148 42V41H147ZM173 42V41H171ZM181 44V41H179ZM195 42V41H194ZM257 42V41H256ZM42 43V44H41ZM78 43V42H77ZM117 43V42H116ZM131 43V42H130ZM129 43V44H130ZM146 44V41L144 42ZM156 43V42H154ZM153 43V45H154ZM163 43V42H162ZM174 43V42H173ZM196 43V42H195ZM199 43V41H197V44ZM207 43V42H206ZM209 43V42H208ZM225 43V42H224ZM234 43V42H233ZM247 43V42H246ZM255 43V42H254ZM68 44V43H67ZM76 44V43H75ZM75 44H73L72 46H74ZM128 44V45H129ZM159 44V43H158ZM177 44V43H176ZM177 44V45H178ZM185 44V43H184ZM183 44V45H184ZM189 44V43H188ZM194 44V43H193ZM201 44V42L199 43ZM215 44V42H214ZM213 44V45H214ZM227 44V43H225ZM237 44V43H236ZM45 45V44H44ZM111 45V44H110ZM136 45V44H135ZM222 45V44H221ZM242 45V44H241ZM79 46V45H77ZM116 46V45H115ZM125 46V45H124ZM140 46V45H139ZM147 46V45H145ZM149 46V45H148ZM163 46V45H162ZM161 46V47H162ZM174 46V45H173ZM192 46V45H191ZM195 46V45H194ZM203 46V45H202ZM206 46V45H205ZM223 46V45H222ZM94 47V46H93ZM127 47V46H126ZM131 47V46H130ZM181 47V46H180ZM197 47V46H196ZM199 47V46H198ZM229 47V46H228ZM48 48V49H47ZM70 48V47H69ZM75 48V47H72ZM72 48L70 51H72ZM77 48V47H76ZM95 48V47H94ZM220 48V47H219ZM78 49V48H77ZM100 49V48H99ZM115 49V48H114ZM125 49V48H124ZM134 49V48H133ZM136 49V48H135ZM134 49V50H135ZM164 49V48H162ZM188 49V48H186ZM201 49V48H200ZM205 49V48H204ZM212 49V48H211ZM233 49V48H232ZM247 49V48H246ZM255 49V48H254ZM123 50V49H122ZM126 50V49H125ZM132 50V49H131ZM148 50V49H147ZM151 50V49H150ZM165 50V49H164ZM173 50V49H172ZM227 50V49H226ZM237 50V49H236ZM242 50V49H241ZM109 51V50H108ZM144 51V50H143ZM166 51V50H165ZM170 51V50H169ZM178 51V50H177ZM205 51V50H204ZM209 51V50H208ZM207 51V52H208ZM217 51V50H216ZM228 51V50H227ZM245 51V50H244ZM259 51V50H258ZM20 52V53H19ZM94 52V51H93ZM132 52V51H130ZM168 52V51H167ZM218 52V51H217ZM238 52V51H237ZM242 52V51H241ZM99 53V52H98ZM107 53V51H106ZM116 53V52H115ZM151 53V52H149ZM165 53V52H164ZM171 53V52H170ZM200 53V52H199ZM205 53V52H204ZM210 53V52H209ZM248 53V52H247ZM105 54V53H103ZM143 54V53H142ZM167 54V53H166ZM163 54V55H166ZM183 54V53H182ZM213 54V53H212ZM233 54V53H232ZM260 54V53H259ZM102 55V54H99ZM129 55V53H128ZM145 55V54H144ZM184 55V54H183ZM190 55V54H189ZM194 55V54H193ZM217 55V54H216ZM241 55V54H239ZM245 55V54H244ZM261 55V54H260ZM6 56V55H3ZM27 56V57H25ZM63 56V55H62ZM79 56V55H78ZM109 56V54H108ZM114 57L113 55H110L111 57ZM118 55L115 56V58ZM131 56V55H130ZM167 56V55H166ZM165 56V57H166ZM204 56V55H202ZM219 56V55H218ZM217 56V57H218ZM238 56V55H237ZM83 58V56H81ZM96 57V56H95ZM103 57V56H102ZM113 57L111 58V60L113 59ZM119 57V56H118ZM151 57V56H150ZM179 57V56H178ZM185 57V56H184ZM212 57V56H211ZM251 57V56H250ZM253 57V56H252ZM1 58V57H0ZM62 58V57H61ZM104 58H107L104 57ZM103 58V59H104ZM114 58V59H115ZM153 58V57H152ZM156 58V57H155ZM163 58V57H162ZM168 58V57H167ZM174 58V57H173ZM186 58V57H185ZM193 58V56H192ZM191 58V59H192ZM102 59V58H101ZM100 59V60H101ZM102 59V60H103ZM113 59V60H114ZM119 58H116V60ZM143 59V58H140ZM146 59V58H145ZM150 59V58H148ZM147 59V60H148ZM217 59V58H214ZM219 59V58H218ZM95 60V59H94ZM105 60V59H104ZM103 60V61H104ZM115 60V61H116ZM130 60V58H129ZM128 60V61H129ZM159 60V59H158ZM170 60V59H169ZM181 60V59H178ZM195 60V59H194ZM200 60V59H199ZM210 60V59H209ZM231 60V58H230ZM242 60V59H241ZM107 61V60H106ZM114 61V63H115ZM121 61V60H120ZM153 61V60H152ZM155 61V59H154ZM168 62V59L166 60ZM177 61V60H176ZM185 61V59L183 60ZM186 61H188V59H186ZM7 62V61H6ZM12 62V63H11ZM61 62V61H60ZM109 62V61H108ZM139 62V61H138ZM142 62V60H141ZM206 62V61H205ZM213 62V61H212ZM216 62V61H215ZM67 62H65L66 64ZM113 63V64H114ZM124 66L129 64L128 66H130L131 62L127 63L124 62ZM145 63V62H144ZM149 63V61H148ZM155 63V62H154ZM163 63V62H162ZM184 65V62H182ZM182 63L180 65H182ZM196 63V61H195ZM233 63V62H232ZM231 63V65H232ZM241 63V62H240ZM264 63V62H263ZM112 64V65H113ZM118 64V63H117ZM142 64V63H141ZM159 64V62H158ZM201 64V63H200ZM238 64V63H237ZM243 64V63H242ZM256 64V63H255ZM101 65V64H100ZM103 65V64H102ZM109 65V64H108ZM120 65V64H119ZM150 65V64H149ZM162 65V64H161ZM172 65V64H171ZM174 65V63H173ZM178 65V64H177ZM205 65V63H204ZM216 65V63L214 64ZM234 65V64H233ZM241 65V64H240ZM244 65V64H243ZM7 66V65H6ZM92 66V65H91ZM110 66V65H109ZM126 66V67H128ZM142 66V65H141ZM165 66V65H164ZM219 66V65H218ZM217 66V68H218ZM236 66V65H235ZM114 67V66H113ZM160 67V66H159ZM166 67V66H165ZM186 66H184L185 69ZM204 67V66H203ZM225 67V66H224ZM89 68V67H88ZM95 68V67H94ZM117 68V67H116ZM129 68V67H128ZM134 68V67H133ZM140 68V66H139ZM142 68V67H141ZM151 68V67H149ZM250 68V67H249ZM259 68V67H258ZM257 68V69H258ZM87 69V68H86ZM92 69V68H91ZM115 69V68H114ZM122 69V67H121ZM145 69V68H144ZM158 69V68H156ZM183 69V68H182ZM188 69V68H187ZM186 69V70H187ZM202 69V68H201ZM208 69V68H207ZM206 69V70H207ZM241 69V68H240ZM76 70V69H75ZM88 70V69H87ZM123 70V69H122ZM125 70V69H124ZM143 70V69H142ZM167 70V69H166ZM176 70V69H175ZM178 70V69H177ZM194 70V69H193ZM197 70V69H196ZM243 70V69H242ZM251 70V69H250ZM263 70V69H262ZM92 71V70H91ZM94 71V70H93ZM92 71V72H93ZM146 71V70H145ZM152 71V70H150ZM149 71V72H150ZM171 71V70H170ZM183 71V70H182ZM188 71V70H187ZM203 71V70H202ZM209 71V70H208ZM232 71V70H231ZM8 72V73H6ZM126 72V71H125ZM138 72V71H137ZM154 72V71H153ZM177 72V71H175ZM193 72V71H192ZM251 72V71H250ZM94 73V72H93ZM128 73V72H127ZM134 73V72H133ZM132 73V74H133ZM169 73L166 71V74ZM174 73V71H173ZM196 73V72H195ZM199 73V72H198ZM207 73V72H206ZM241 73V72H240ZM249 73V72H248ZM139 74H143L140 73ZM161 74V73H160ZM190 74V73H189ZM193 74V73H192ZM203 74V73H202ZM223 74V73H222ZM235 74V72H234ZM242 74V73H241ZM127 75V74H126ZM134 75V74H133ZM145 77L150 76V74L145 75L143 74ZM170 75V74H169ZM174 75L176 76V74L174 73ZM185 75V73H184ZM228 75V74H227ZM104 76V75H103ZM140 76V75H139ZM138 76V77H139ZM154 76V73H153ZM157 76V75H156ZM173 76V74H172ZM183 76V75H182ZM246 76V75H245ZM260 76V75H259ZM70 77V75H69ZM91 77V76H90ZM142 77V76H141ZM163 76L161 75L160 77H157L156 79H159V81L161 80L160 78H162ZM171 78V75L169 76ZM177 77V76H176ZM210 77V76H209ZM226 76H223V78ZM240 77V76H239ZM242 77V76H241ZM252 77V76H250ZM264 77V76H262ZM95 78V77H93ZM135 78V77H134ZM144 78V77H143ZM169 78V79H170ZM194 78V77H193ZM211 78V77H210ZM234 78V77H233ZM257 79L259 77H256ZM64 79V80H65ZM81 79V77H80ZM98 80V78H96ZM150 79V78H148ZM165 80H167L166 78H164ZM195 79V78H194ZM202 79V78H201ZM217 79V78H216ZM68 80V79H67ZM95 80V81H97ZM131 80V79H130ZM133 80V78H132ZM139 80V79H138ZM146 80V78H145ZM151 80V79H150ZM208 80V79H207ZM256 80V79H255ZM73 81V80H72ZM89 81V80H88ZM134 81V80H133ZM132 81V82H133ZM148 81V80H147ZM146 81V82H147ZM156 81V80H155ZM182 81V80H181ZM204 81V80H203ZM228 81V80H227ZM237 81V80H236ZM247 81V80H246ZM260 80H258L259 82ZM262 81V80H261ZM65 82V81H64ZM71 82V81H70ZM129 82V81H128ZM138 82V81H137ZM143 81H141L142 83ZM201 82V81H200ZM218 82V81H217ZM238 82V81H237ZM73 83V82H72ZM82 83V81H81ZM80 83V84H81ZM108 83V82H107ZM131 83V82H129ZM140 83V82H139ZM140 83V84H141ZM145 83V82H144ZM167 83V82H165ZM199 83V82H198ZM221 83V82H220ZM228 83V82H227ZM226 83V84H227ZM240 83V82H239ZM260 83V82H259ZM263 83V82H262ZM90 84V83H89ZM135 84V83H133ZM132 84V86H133ZM152 84V83H151ZM150 84V85H151ZM162 84V83H161ZM186 84V83H185ZM201 84V83H200ZM203 84V83H202ZM217 84V83H216ZM84 85V84H83ZM86 85V84H85ZM100 85V83L98 84V86ZM104 85V84H103ZM108 85V84H107ZM129 85V84H128ZM146 85V84H145ZM148 85V84H147ZM208 85V84H207ZM211 85V84H210ZM225 85V84H224ZM223 85V86H224ZM228 85V84H227ZM258 84H256L257 86ZM74 86H76V84H74ZM135 86V85H134ZM193 86V85H192ZM205 86V85H204ZM218 86V85H217ZM69 87V86H68ZM67 87V88H68ZM108 87V86H107ZM128 87V86H127ZM125 87V88H127ZM148 86H146L147 88ZM152 87V86H151ZM159 87V86H158ZM94 88V87H93ZM124 88V87H123ZM143 88V87H142ZM190 88V87H189ZM74 93L78 94V93H82V92H87V88H84V86L76 87L74 88ZM121 89V88H119ZM135 89V88H134ZM148 89V88H147ZM152 89V88H151ZM175 89V88H174ZM183 89V88H182ZM244 89V88H243ZM122 90V89H121ZM120 90V91H121ZM131 90V89H130ZM140 90V89H139ZM158 90H160L158 88ZM162 90V89H161ZM204 90V89H203ZM217 90V89H216ZM238 90V89H237ZM248 90V89H247ZM127 91V90H126ZM145 91V90H144ZM186 91V90H185ZM191 91V90H190ZM212 91V90H211ZM219 91V90H218ZM253 91V89H252ZM115 94L116 91H114ZM118 92V91H117ZM132 92V91H131ZM176 92V91H175ZM209 92V90H208ZM213 92V91H212ZM223 92V90H222ZM221 92V93H222ZM139 93V92H138ZM144 93V92H143ZM149 93V92H148ZM201 93V92H200ZM199 93V94H200ZM247 93V92H246ZM85 94V93H84ZM87 94V93H86ZM123 94V92L121 93ZM158 94V93H157ZM165 94V93H164ZM176 94V93H175ZM179 94V93H178ZM185 94V93H184ZM197 94V93H196ZM198 94V95H199ZM206 94V93H205ZM249 94V93H248ZM257 94V93H256ZM120 95V94H119ZM135 95V94H134ZM156 95V94H155ZM162 95V94H161ZM197 95V96H198ZM235 95V94H234ZM247 95V94H246ZM92 96V95H91ZM106 96V95H105ZM174 96V95H173ZM179 97V95H177ZM183 96V94H182ZM201 96V95H200ZM221 96V95H220ZM228 96V95H227ZM257 98L262 97L264 100V91L263 92H259V94H257ZM82 97V96H81ZM98 97V96H97ZM116 97V96H115ZM128 97V96H127ZM131 97H134L133 94ZM142 97V96H141ZM145 97V96H144ZM154 97V96H153ZM160 97V95H159ZM169 97V96H168ZM186 97V96H185ZM188 97V96H187ZM186 97V98H187ZM204 97V96H203ZM239 97V96H238ZM75 98V97H74ZM79 98V97H78ZM117 98V97H116ZM136 98V97H135ZM143 98V97H142ZM141 98V99H142ZM185 98V99H186ZM193 98V97H192ZM199 98V97H198ZM201 98V97H200ZM210 98V97H209ZM226 98V97H225ZM244 98V97H243ZM248 98V96H247ZM255 98V96H254ZM104 99V98H103ZM128 99V98H127ZM168 99V98H167ZM196 99V98H195ZM203 99V98H202ZM251 99V98H250ZM114 100V99H113ZM125 100V99H124ZM197 100V99H196ZM199 100V99H198ZM206 100V99H205ZM219 100V99H218ZM230 100V99H229ZM75 101H77L75 99ZM104 101V100H102ZM117 101V100H116ZM182 101V100H181ZM214 101V100H213ZM224 101V100H223ZM234 101V100H233ZM237 101V100H236ZM241 101V100H240ZM96 102V103H95ZM115 102V101H114ZM140 102V101H139ZM202 102V101H201ZM201 102L199 101V103L201 104ZM216 102V101H215ZM225 102V101H224ZM231 102V101H230ZM252 102V101H251ZM264 101H262L263 103ZM87 103V102H86ZM105 103V101L103 102ZM128 103V102H127ZM136 103V102H135ZM138 103V102H137ZM159 103V104H158ZM205 102H202V104ZM208 103V102H206ZM218 103V102H217ZM258 103V102H257ZM77 104V103H76ZM107 104V103H106ZM225 104H228L225 103ZM118 105V103H117ZM188 105V106H186ZM233 105V103H232ZM111 106V104H110ZM119 106V105H118ZM121 106V104H120ZM203 106V105H202ZM205 106V105H204ZM241 106V105H240ZM243 106V105H242ZM250 106V105H249ZM112 107V106H111ZM110 107V108H111ZM125 107V106H124ZM175 107V106H174ZM206 107V106H205ZM261 107V106H260ZM121 107H119L120 109ZM175 109V108H172ZM231 109H233V107H231ZM230 109V111H231ZM251 109V107H250ZM113 110V109H112ZM125 110V109H124ZM234 111H237L236 109H233ZM232 110V114L234 113ZM242 109H240L241 111ZM133 111V112H131ZM127 112V111H126ZM129 112V111H128ZM243 112V111H242ZM241 112V113H242ZM249 112V111H248ZM256 112V111H255ZM240 113V112H239ZM238 112H235L234 114H239ZM260 113V112H259ZM244 114H248V113H244ZM242 114L243 116H246ZM252 114V113H251ZM254 114V113H253ZM262 114V113H261ZM264 114V113H263ZM119 115V114H118ZM120 115V116H121ZM234 115V116H235ZM241 115V114H239ZM238 117H241L239 116ZM257 115V114H256ZM255 115V117H256ZM242 116V117H243ZM233 117V116H232ZM236 117V116H235ZM249 117V115H248ZM121 119V118H119ZM199 119H201L202 121H205L202 123V121L200 122ZM245 119V118H244ZM122 120V119H121ZM247 120V118L245 119ZM261 119H258V122ZM199 121V122H198ZM227 121H229L228 123H226ZM232 123H231V122ZM254 121V120H253ZM262 121V120H261ZM264 121V120H263ZM58 123V125H59ZM225 123V124H224ZM257 123V122H256ZM203 124V125H204ZM212 124V125H211ZM232 124V125H230ZM237 125V126H238ZM248 125V124H247ZM253 125V124H252ZM114 126V127H115ZM205 126V125H204ZM215 126V125H214ZM224 126V127H225ZM236 126V127H237ZM256 126V125H255ZM264 126V124L262 125ZM53 128V132L49 133L50 128ZM227 127V128H228ZM252 127V126H251ZM259 127V126H258ZM62 127L59 125V130ZM176 128L178 130H176ZM206 128V127H205ZM210 128V127H209ZM221 128V127H220ZM234 128V127H233ZM231 128V129H233ZM245 128V129H244ZM250 128V127H248ZM253 128V127H252ZM57 129V128H56ZM71 129V127H70ZM219 129V128H218ZM225 129V128H224ZM223 129V131H224ZM73 130V128L71 129ZM127 130V129H125ZM215 130V129H214ZM228 130V129H227ZM253 130V129H252ZM258 130V128H257ZM263 130V129H262ZM65 131V130H64ZM130 131V130H129ZM151 131V130H150ZM166 132H168V139H170L172 137V135H169V131L165 130ZM246 131V130H245ZM251 131V130H250ZM110 132V131H109ZM126 132V131H125ZM165 132V133H166ZM171 133L172 130L170 131ZM209 132V131H208ZM222 132V131H221ZM228 132V131H227ZM235 132V131H234ZM248 132V130H247ZM253 132V131H252ZM264 132V131H263ZM56 133V132H54ZM129 133V132H128ZM145 133V132H144ZM154 133V131H153ZM170 133V134H171ZM213 133V132H212ZM240 133V130H239ZM254 133V132H253ZM51 134V135H50ZM66 134V131H65ZM134 135V133H132ZM137 133H135L136 135ZM147 134V133H146ZM149 134V132H148ZM174 134V135H175ZM178 134V133H177ZM187 134V133H186ZM243 134V133H242ZM247 134V133H246ZM252 134V133H251ZM58 135V134H55ZM62 135V133H61ZM79 135V134H78ZM77 135V136H78ZM151 135V134H150ZM173 135V136H174ZM199 135V134H198ZM213 135V134H212ZM69 136V135H68ZM74 135H72L73 137ZM122 136V135H120ZM127 136V135H126ZM138 136V134H137ZM153 136V134L151 135ZM163 136V135H162ZM170 136V137H169ZM195 136V135H194ZM201 136V135H200ZM199 136V137H200ZM204 136V135H203ZM65 137V135H64ZM92 137V136H91ZM101 137V134L100 136ZM150 137V136H149ZM159 137V136H158ZM202 137V136H201ZM205 137V136H204ZM203 137V139H204ZM215 137V136H213ZM219 137V136H218ZM224 137V136H222ZM69 138V137H68ZM76 138V136H75ZM128 138V137H127ZM160 138V137H159ZM173 138V137H172ZM171 138V139H172ZM212 138V137H210ZM246 138V137H245ZM252 138V136L250 137ZM254 138V136H253ZM52 139V138H51ZM73 139V138H71ZM78 140H80L79 138H77ZM82 139V138H81ZM87 139V138H86ZM151 139V138H150ZM197 139V138H196ZM203 139H201L203 141ZM218 139V138H216ZM228 139V138H227ZM230 139V138H229ZM64 140V139H63ZM139 140V139H138ZM161 140H163L161 138ZM182 140V139H181ZM220 140V139H219ZM252 140V139H249ZM260 140L255 139L254 141L256 142ZM52 141V140H51ZM57 141V140H56ZM53 141V142H56ZM84 141V140H83ZM167 141V140H166ZM173 141V140H171ZM184 141V139H183ZM181 141V142H183ZM253 141V142H254ZM73 142V141H71ZM70 142V143H71ZM150 142V141H149ZM177 142V141H176ZM175 142V143H176ZM251 142V141H250ZM43 143V142H42ZM48 143V142H47ZM52 143V142H50ZM58 144H60L59 142H57ZM80 143V142H79ZM78 143V144H79ZM82 143V142H81ZM90 143V142H89ZM87 143V144H89ZM165 143V142H164ZM172 143V142H171ZM231 143V142H230ZM249 143V142H248ZM247 145L249 146L250 144ZM54 144V143H53ZM63 144V143H62ZM65 144V143H64ZM64 144L62 145L64 148ZM72 144V143H71ZM83 144V143H82ZM86 144V145H87ZM116 144V143H115ZM166 144V143H165ZM197 144V143H196ZM255 144V143H254ZM253 144V145H254ZM47 145V144H46ZM84 145V144H83ZM85 145V146H86ZM90 145V144H89ZM175 145V144H174ZM172 144V146H174ZM181 145V144H180ZM219 145V144H217ZM245 145V144H244ZM44 146V145H43ZM51 146V145H50ZM59 146V145H58ZM61 146V147H62ZM81 146V145H80ZM83 146V147H85ZM116 146V145H115ZM155 146V145H154ZM200 146V145H199ZM221 146V145H219ZM217 146V147H219ZM225 146V145H224ZM246 146V145H245ZM256 146V145H255ZM255 146H253L255 148ZM259 146V145H258ZM67 147V146H66ZM76 147V146H74ZM92 147V146H91ZM108 147V145H107ZM222 147V146H221ZM251 147V146H250ZM109 148V147H108ZM111 148V146H110ZM137 148V147H136ZM160 148V147H159ZM174 148V147H173ZM173 148H162V149H166L165 151L163 150L162 154H154V152L158 151V149L156 151L153 152V150L150 148L149 150H146V154L145 156L147 157V161L150 162V160H155L157 164H159V160L160 159H170V160H174L176 161L182 154V153H178L175 149ZM202 148H205L202 147ZM226 147H223V149H225ZM51 149V148H50ZM70 150V148H68ZM67 149V150H68ZM91 149V148H90ZM115 149V148H114ZM135 149V148H134ZM161 149V148H160ZM189 149V148H188ZM215 149V148H214ZM214 149L212 151H214ZM219 149V148H218ZM221 149V148H220ZM232 149V148H231ZM243 148L241 147L240 150H242ZM259 149V148H258ZM257 149V150H258ZM76 149L74 148V151ZM87 150V149H86ZM102 150V149H101ZM184 150V149H183ZM217 150V148L215 149ZM230 150V149H229ZM246 150V149H245ZM244 150V151H245ZM255 150V149H254ZM12 151V154H11ZM53 151V150H51ZM59 151V150H58ZM61 151V150H60ZM72 151V149H71ZM81 151V150H80ZM88 151V150H87ZM106 151V150H104ZM113 151V148H112ZM181 151V150H179ZM190 151V150H189ZM200 150H197L195 152H199ZM203 151V150H201ZM218 151V150H217ZM221 151H228V150H221ZM247 151V150H246ZM250 151V150H248ZM247 151V152H248ZM10 152V154L8 153ZM70 152V151H69ZM76 152V151H75ZM92 152H95L94 150ZM92 152L90 154H92ZM103 152V151H102ZM101 152V153H102ZM119 152V151H118ZM161 152V151H160ZM185 152L186 151H182ZM211 152V151H210ZM209 152V153H210ZM215 152V151H214ZM213 152V154H214ZM230 152V151H228ZM246 152V153H247ZM252 152V151H251ZM257 152V151H256ZM66 153V152H65ZM82 153V152H81ZM79 153V154H81ZM85 153V152H84ZM96 153V152H95ZM99 153H100V149H99ZM105 152H103L104 154ZM178 153V154H177ZM184 153V154H185ZM203 153V152H202ZM207 153V152H206ZM212 153V152H211ZM221 153V152H220ZM235 153H238L237 150ZM242 153V151L240 152ZM259 153V152H258ZM71 154H73V152H71ZM75 154V153H74ZM98 154V153H97ZM111 155V153H109ZM125 154V153H124ZM136 154V153H135ZM182 154V155H184ZM191 154V152H190ZM193 154V152H192ZM190 155L192 156V161L189 159V161H191L192 163L190 164V162H187L186 159L184 158L181 160H179L178 164L175 168H177V174H175L174 176H169L170 179H173V183L172 181H168V180H164L162 177V181L156 183L155 181H153L152 178L150 177H144L138 180V186L141 187L140 190H129L127 189L128 184L130 182L127 181V185L126 188H123V194L122 196H120L121 200L124 201V204L126 203L125 210L127 208V206L129 205L130 207L134 208L132 211L133 213L130 215L128 213L129 216L125 219V217L123 216H116L115 215V209L112 208H107L106 213L109 215H114L113 217L111 216L110 218L112 219H105V220H101L99 216L98 218H92L90 217L91 215H83L84 211L78 210L77 213L78 215L81 214V216L83 217V223L80 224L79 221H77V219H74V212H76L74 209H72L71 207L74 205H71V207H67L64 206L63 208H65L64 210H62V212H60V210L57 212V210L54 209H50L47 206H45V208L39 206V204H42V200H39L37 195H35V193H25L23 196H21V200L23 201L21 203V205H17V206H21L22 204H25L23 207L26 208V204H27V208L25 210L24 209H16L17 212L8 207V208H3V211L0 210V243H2L5 247V245L8 243L7 241H9L11 247L10 250H8V252L6 253V251H4V254L6 253V257L9 259H13V260H23L24 262L27 264H37V262H39L40 264H58L61 260V258L59 256H64L65 253L67 255V253L69 251V254L72 253L75 256H80L79 257V261L82 262L84 264H246L244 260H251L252 262H264V216L259 213V210L263 209L262 207L259 208L258 213L257 214H252L255 210H253V212H249L248 215L252 214V217L254 218V216L256 215V222L250 223L249 219L247 218L246 220H248L249 222H247L246 220H242L241 221H237L238 223L236 224L234 221V225L232 224V226L230 225L231 222H229L228 225V221H230L232 218V216L234 217V220H236V213H240L238 212V207L236 206H228L224 209H222V207L225 205H223L221 208L219 207V209H221V211H218L219 213H215L214 210H209L206 209L205 207H200L199 205H202L206 202H201L202 204H199V200H198V196H197V201L193 199L192 196L190 197V202H192V204L197 205L196 202H198L199 205H197L198 207H200L198 209V207H195L197 209H195L194 207H189L186 204H184L185 206H181L180 204H178L181 200L186 202L188 197H184V195L186 194H174V191H169L168 189H170L172 186H174V184H176L175 182H180L182 184L181 181H183V173L185 171V169L182 168V165H192V169H189V166L186 167V169L188 170H192V172H190L192 175H196L197 174L194 172V169L196 167V162H198L196 160L195 157L200 156V154L197 156L196 155ZM204 154V153H203ZM216 154V153H215ZM224 154V153H223ZM243 154V153H242ZM241 154V157H243L242 159H244L245 155L243 156ZM64 155V153H63ZM78 155V154H77ZM89 155V154H88ZM119 155V154H118ZM123 156V152L121 154ZM188 157L189 153L186 154ZM206 155V154H205ZM208 155V154H207ZM210 155V154H209ZM221 155V154H218ZM230 155V153H229ZM229 155H226L227 157ZM233 155V154H231ZM239 155V154H238ZM237 155V156H238ZM248 155V154H247ZM262 156V154H259ZM69 156V155H67ZM83 156V155H82ZM93 156V154L91 155ZM121 156V158H122ZM127 156V155H126ZM204 156V155H203ZM211 156H213L211 154ZM216 156V155H214ZM240 156V155H239ZM258 156V154H257ZM72 157H74L72 155ZM79 157V156H78ZM94 157V156H93ZM93 157L92 160L94 159ZM98 157V156H97ZM116 157V156H115ZM185 157V155H184ZM202 157V155H201ZM199 157V158H201ZM223 157V156H222ZM221 157V158H222ZM231 157V156H230ZM229 157V158H230ZM249 156H247L248 158ZM255 157V156H253ZM259 157V156H258ZM61 158V157H60ZM75 158V157H74ZM73 158V159H74ZM81 158V157H80ZM127 158V157H126ZM160 158V159H159ZM207 158V157H206ZM234 158V157H233ZM257 158V157H255ZM262 158V157H260ZM72 159V158H71ZM100 159V158H99ZM112 159V158H111ZM117 159V158H116ZM232 159V158H231ZM230 159V160H231ZM252 160L254 158H251ZM250 159V160H251ZM264 159V158H263ZM261 159V161L263 160ZM0 160H3L0 157ZM55 159V161H57ZM77 160V158H76ZM79 160V158H78ZM86 160V159H85ZM95 160V159H94ZM93 160V161H94ZM97 160V158H96ZM129 160V159H128ZM169 160V161H170ZM224 160V158H223ZM226 160V159H225ZM224 160V161H225ZM229 160V161H230ZM236 160V159H234ZM234 160L232 164L234 163ZM248 160V159H246ZM249 160V161H250ZM259 160V159H258ZM72 161V160H71ZM99 161V160H98ZM102 161V160H101ZM165 161V160H164ZM163 161V162H164ZM173 161V162H174ZM214 160L212 159V162ZM228 160L226 162H229ZM245 161V159L243 160ZM254 161V160H253ZM252 161V162H253ZM264 161V160H263ZM64 162V163H63ZM78 162V161H77ZM84 162V161H83ZM89 162V161H88ZM97 162V161H96ZM94 162V164L96 163ZM107 162V161H106ZM111 162V161H110ZM109 162V163H110ZM120 162V161H118ZM122 162V161H121ZM146 162V161H145ZM201 163V161H199ZM211 162V160H210ZM209 162L208 165H211V163ZM220 162H222L220 160ZM251 162V161H250ZM249 162V163H250ZM256 162V160H255ZM260 162V160H259ZM63 163V165H62ZM81 163V161H80ZM108 163V162H107ZM108 164L105 163L106 166H104V164L100 167V165H98L100 168H93L92 171H88L87 172H83V170L81 171H71L72 176H68L67 172L64 171L66 173V176L68 178V182L66 183V187L71 185L73 183V181L77 180L78 184L81 185V187H86L88 186L89 182L92 180H94L95 178H100L99 181L105 182V186H103V188L105 187V190L109 189L112 187V180H110L113 177H118L119 175H125L128 176L129 174L131 175L132 173H130L131 169H122L121 167L118 166V168H116L115 166H110ZM112 163V162H111ZM110 163V164H111ZM116 163V162H115ZM114 163V164H115ZM147 163V162H146ZM167 163V162H166ZM165 163V164H166ZM199 163V164H200ZM218 163V162H216ZM225 164V162H223ZM231 163V162H230ZM229 163V164H230ZM247 163V161H246ZM245 163V169L246 167L249 168V170H247V173L249 171H251L252 175L249 182H243V185L246 186L247 184L250 185V187H255V192L257 190H264V165L261 164L257 165V164H253L251 167L247 166ZM257 163V162H256ZM83 164V163H82ZM124 164V163H122ZM121 164V165H122ZM135 164V163H134ZM153 164V163H152ZM197 163V165H199ZM215 164V163H214ZM219 164V163H218ZM217 164V166H219ZM228 164V163H227ZM228 164V165H229ZM237 164V163H236ZM264 164V162H263ZM51 165H55V168H50L51 170H53L54 172L51 173L52 171L49 170L48 168L51 167ZM60 165V166H59ZM75 165V164H74ZM77 165V164H76ZM89 165V164H88ZM87 165V166H88ZM146 165V164H145ZM151 165V164H150ZM168 165V163L166 164ZM216 165V164H215ZM226 165V164H225ZM251 165V164H250ZM64 166V167H65ZM72 166V165H71ZM70 166V167H71ZM84 166V164H83ZM243 166V165H242ZM258 166V168H256ZM81 167V166H80ZM89 167V166H88ZM124 167V166H123ZM128 167V166H127ZM165 167V166H164ZM163 167V168H164ZM174 167V165H173ZM191 167V166H190ZM210 167V170H211ZM216 167V166H215ZM213 167V168H215ZM230 167V165H229ZM232 167V165H231ZM234 167V166H233ZM73 168V166H72ZM79 168V167H78ZM86 168V167H85ZM169 168V167H168ZM172 168V167H171ZM209 168V167H208ZM243 168V169H244ZM256 168V170H255ZM70 169V168H69ZM68 169V170H69ZM76 169V168H75ZM100 169V170H99ZM144 169V168H143ZM157 169V168H156ZM197 169V168H196ZM204 169V168H203ZM228 169V168H226ZM259 169V170H258ZM63 170H66L63 168ZM151 170V169H150ZM149 170V171H150ZM154 170V169H153ZM161 170V169H160ZM171 170V169H169ZM199 170V169H198ZM205 170V169H204ZM202 170V173L206 171ZM209 170V171H210ZM234 170V169H233ZM85 171V170H84ZM133 171L134 174V170ZM166 171V170H165ZM208 171V170H207ZM212 171V170H211ZM210 171V172H211ZM214 171V169H213ZM217 171L220 170H216V172H214V175L216 174L219 175L218 178H220V174H217ZM229 171V170H228ZM241 171V168L239 170V172ZM60 172V171H59ZM159 172V171H158ZM167 172V171H166ZM165 172V173H166ZM186 172V171H185ZM194 172V173H193ZM231 172V171H230ZM189 173V174H190ZM199 175H201V172L199 171ZM213 173V172H212ZM243 173V172H242ZM246 172H244L245 174ZM186 174V173H185ZM225 174L222 172V175ZM61 175H63L62 170H61ZM207 175V174H206ZM212 175V174H210ZM233 175H237V174H233ZM239 175V173H238ZM64 175V177H66ZM144 176V175H143ZM157 176V174H156ZM164 176V175H163ZM203 176V174H202ZM225 175H223L224 177ZM227 176V174H226ZM226 176L224 178H226ZM240 176V175H239ZM11 177V178H10ZM22 177V178H21ZM50 177V176H49ZM63 177V178H64ZM121 177V176H120ZM132 177V176H131ZM134 177V176H133ZM138 177V176H137ZM154 177V176H153ZM166 177V176H165ZM187 178L192 176H187ZM208 177V176H207ZM213 178L215 176H212ZM230 177V176H229ZM233 177V176H232ZM230 177V178H232ZM243 176H240V181L242 180ZM16 178V179H18ZM123 178V177H121ZM183 178V179H181ZM189 178V181L190 179ZM217 178V179H218ZM226 178L225 181H223L220 186H217L218 188L215 187L216 191H218L217 193L221 192L223 189H228V190H232L237 187L243 188L241 187V184L237 183L239 180L236 181V178ZM249 178V177H248ZM120 179V178H119ZM124 179V178H123ZM194 179V178H193ZM203 179V178H201ZM208 180L211 178H207ZM223 179V178H222ZM230 179V180H227ZM21 180V182H23ZM96 180V179H95ZM159 180H161L159 178ZM186 180V179H185ZM199 180V179H198ZM197 180V181H198ZM219 180V179H218ZM224 180V179H223ZM19 181V180H18ZM63 182V180H61ZM91 181V182H92ZM97 181V180H96ZM120 181V180H119ZM134 181H137L136 179ZM133 178H132V182ZM192 181V180H191ZM196 181V179L194 180ZM205 181V180H204ZM203 181V182H204ZM213 181V179H212ZM216 181V180H214ZM58 182V183H57ZM99 182V183H100ZM102 182V184L104 183ZM115 182V180H114ZM125 182V181H123ZM186 182V181H184ZM209 182H211L209 180ZM221 182V181H220ZM1 183V181H0ZM135 183V182H134ZM208 183V182H207ZM213 183V182H211ZM217 183V181H216ZM215 183V184H216ZM219 183V182H218ZM119 184V183H118ZM122 184V182H121ZM131 184V183H130ZM180 184V185H181ZM214 184V183H213ZM1 185V184H0ZM24 185V184H23ZM29 185V186H31ZM62 185V184H60ZM64 185V183H63ZM79 185V186H80ZM86 185V186H85ZM136 185V184H133ZM133 185H129V186H133ZM202 185V184H201ZM200 185V186H201ZM209 185H211L209 183ZM11 185H9L10 187ZM18 186V185H17ZM101 186V188H102ZM106 186H108L109 188H106ZM111 186V187H110ZM178 186V185H177ZM195 186V184H194ZM196 186H199L196 185ZM199 186V187H200ZM203 186V185H202ZM207 186V185H204ZM21 187V186H20ZM19 187V188H20ZM32 187V188H33ZM64 187V188H66ZM93 186H90V188ZM3 188V187H1ZM18 188V187H17ZM30 188V187H29ZM31 188V189H32ZM88 188V187H87ZM89 188V190H90ZM94 188V187H93ZM99 188V187H98ZM115 188V187H114ZM5 189V188H4ZM3 189V190H4ZM14 189V188H13ZM70 188H68L67 190H69ZM92 189V188H91ZM95 189V188H94ZM113 189V188H111ZM215 189H209L210 192L211 190H215ZM18 190V189H17ZM27 190V189H26ZM60 190V191H59ZM63 191H65L66 189H62ZM72 190V189H71ZM100 191V188L97 189ZM104 190V189H103ZM110 190V189H109ZM122 190V189H121ZM120 190V191H121ZM207 191H209L208 189H206ZM205 190V191H206ZM227 190V191H228ZM11 191V190H10ZM31 191L32 190H28ZM61 191V193L63 192ZM108 191V190H107ZM202 191V190H201ZM236 191V190H235ZM248 191V190H246ZM27 192V191H26ZM95 192V191H94ZM102 192V191H101ZM199 192V191H198ZM204 192V191H203ZM254 192V191H253ZM0 193H2L0 191ZM10 193V192H9ZM21 193H23L21 191ZM107 193V192H105ZM206 193V192H204ZM216 192L213 191V194H210L211 196L215 194H217ZM93 194V193H92ZM234 194H237L234 193ZM242 194V193H241ZM245 194V193H243ZM253 194V193H252ZM68 195V194H67ZM98 195V194H95ZM100 195V194H99ZM121 195V194H119ZM190 195V194H189ZM195 195V194H193ZM204 196L207 194H203ZM220 195V194H219ZM259 195V194H258ZM264 195V194H263ZM263 195H260V197L263 198ZM5 197V195H3ZM90 196V195H89ZM92 196V195H91ZM200 196V195H199ZM228 196L230 197V195H227V197L223 196L224 199L228 198ZM232 196V195H231ZM236 196V195H235ZM240 196V193L238 194V197ZM246 196V194H245ZM244 196V197H245ZM249 196V194H248ZM246 196V197H248ZM257 196V195H256ZM19 197V196H18ZM41 197V196H40ZM55 197V196H54ZM78 197V196H76ZM96 197V196H95ZM100 197V196H99ZM104 197V196H102ZM207 197V196H206ZM210 197V196H208ZM212 197V198H214ZM234 197V196H233ZM230 199V201L233 203V201H237V197H235L234 199ZM241 197V196H240ZM239 197V200H240ZM245 197V200L247 201ZM250 197L252 199L253 202H255L250 194ZM258 196V198H260ZM23 198V199H22ZM71 199V196L69 197ZM68 198V199H69ZM74 198V196L72 197ZM92 198V197H91ZM101 198V197H100ZM110 197H107V199H109ZM192 198V199H191ZM9 199H11L9 197ZM89 199V198H88ZM94 199V198H93ZM207 199V198H205ZM221 199V197H220ZM249 199V198H248ZM264 199V198H263ZM12 200V199H11ZM15 201V198L13 199ZM20 200V197H19ZM60 200V199H58ZM62 200V199H61ZM74 200V199H73ZM80 200V198H79ZM104 200V199H103ZM202 200V199H201ZM200 200V201H201ZM209 200V198H208ZM214 200V199H213ZM217 200V198H216ZM215 200V201H216ZM245 200H243L244 202L242 203L245 206L249 205V203L251 204V202L249 201V203H245ZM259 200V199H258ZM84 201V200H83ZM107 201V200H106ZM114 201V200H113ZM205 201V200H203ZM207 201V200H206ZM234 201V202H235ZM261 201V200H260ZM264 201V200H262ZM8 202V200H7ZM61 202V201H60ZM64 202V201H62ZM70 202V200H69ZM78 202V201H77ZM87 202V201H86ZM102 202V200H101ZM217 202V201H216ZM226 203H228L227 201H225ZM230 202V203H231ZM13 203V201H12ZM17 203V200H16ZM71 203V202H70ZM79 203V202H78ZM103 203V202H102ZM105 203V202H104ZM103 203V204H104ZM118 203V202H117ZM141 203H143L141 205ZM189 203V202H188ZM208 203V202H207ZM210 203V202H209ZM224 203V202H223ZM15 204V203H14ZM88 204V203H86ZM98 204V202H97ZM102 204V205H103ZM165 204L171 205L170 207H166ZM213 203L211 202V205ZM218 204V203H216ZM229 204V203H228ZM237 204V203H236ZM258 204V202L256 203ZM45 205V204H44ZM80 205V203H79ZM91 205V204H90ZM117 205V204H116ZM141 205V206H140ZM215 205V204H213ZM212 205V206H213ZM227 205V204H226ZM225 205V206H226ZM231 205V204H230ZM235 205V204H234ZM238 205L240 207L241 203L239 202ZM252 205L255 207L254 203H252ZM259 205H262L259 203ZM12 206V205H11ZM15 206V205H14ZM14 207V208H18V207ZM62 206V205H61ZM85 206V205H84ZM104 206V205H103ZM113 206V205H112ZM111 206V207H112ZM128 206V207H129ZM205 206V204H204ZM208 206V204L206 205ZM211 206V207H212ZM217 206V205H216ZM215 206V207H216ZM251 206V205H250ZM264 206V204H263ZM48 207V208H47ZM93 207V206H92ZM99 207V206H98ZM121 207V206H120ZM210 207V204L209 206ZM212 208V209H218V206L216 208ZM258 207H256L258 209ZM87 208V207H86ZM89 208V206H88ZM100 208V207H99ZM123 208V206L121 207ZM205 208V210L203 209ZM248 207H246L247 209ZM255 208V209H256ZM1 209V208H0ZM92 209V208H91ZM95 209V208H94ZM101 209V208H100ZM129 209V208H127ZM211 209V208H210ZM242 209V208H241ZM246 209L244 208V210L246 211ZM249 209H252L249 207ZM256 209V212H257ZM88 210V209H87ZM90 210V209H89ZM93 210V209H92ZM118 210V209H117ZM132 210V209H130ZM243 210V211H244ZM122 211V210H121ZM120 211V212H121ZM243 211L241 213H243ZM248 211V210H247ZM60 212V213H59ZM65 214H64V213ZM98 212V210H97ZM118 212V211H117ZM118 212V214L120 213ZM128 212L123 210V213ZM131 212V211H130ZM93 213V212H91ZM105 213V214H106ZM122 213V212H121ZM240 213V214H241ZM262 213V211H261ZM263 213H264V209H263ZM12 214V216H11ZM89 214V212L87 213ZM97 214V213H96ZM124 214V216L126 215ZM235 214V215H233ZM11 216V218L9 217L8 220H6L5 216ZM123 215V214H121ZM238 215V214H237ZM243 217L244 215H246L245 213L242 214ZM254 215V216H253ZM80 216V215H79ZM240 217V215H238ZM258 216V217H257ZM95 217V216H94ZM104 218V216H103ZM120 218V220H119ZM122 218V219H121ZM242 218V217H240ZM239 218V219H240ZM246 218V217H245ZM238 219V218H237ZM238 219V220H239ZM252 219V218H251ZM253 220V219H252ZM255 221V220H254ZM7 222V223H6ZM233 222V221H232ZM107 229H106V228ZM106 231H109L110 234H114V238L115 239H107L106 238V234L104 235V233ZM200 234V235H198ZM189 235H193V239L191 242L190 239L188 238ZM210 235H217V236H222L224 237V239H226V241L229 243L230 247L229 249L225 247V244H223L224 242H217L216 240L214 241V238L209 237ZM130 236V237H129ZM132 236V237H131ZM200 236V237H199ZM110 237V236H109ZM191 237V236H190ZM209 237V239L207 238ZM113 238V237H111ZM221 238V237H220ZM129 239V240H128ZM208 239V240H207ZM147 240V241H145ZM214 241V243L212 242ZM221 241V240H220ZM4 242L6 244H4ZM144 242H148V247L146 245V243ZM212 242V243H210ZM113 244V245H112ZM1 245V244H0ZM209 245V246H207ZM8 246V245H6ZM221 246V248H220ZM2 247V246H1ZM0 247V248H1ZM2 247V248H4ZM222 247H224L222 249ZM228 247V246H227ZM9 248V246L7 248H5L6 250ZM2 250V249H1ZM4 250V249H3ZM56 252L59 255H53L52 252L53 251ZM75 253H74V252ZM53 252V253H54ZM131 252V253H130ZM237 252L240 253L241 258L239 261L236 262V260H234L233 255L237 254ZM3 253V252H2ZM1 253V254H2ZM77 253L79 255H77ZM52 254V255H51ZM61 254V255H60ZM3 255V254H2ZM49 256V257H48ZM51 256H55V257H51ZM72 258V255H70ZM75 256V257H76ZM1 257V256H0ZM3 257V256H2ZM47 257V258H46ZM73 257V258H75ZM84 257V258H83ZM46 258V259H45ZM64 258V257H63ZM72 258V259H73ZM233 258V260H232ZM3 259V258H1ZM76 259V258H75ZM78 259V258H77ZM8 260V259H7ZM63 260V259H62ZM2 261V260H1ZM5 261V260H4ZM12 262V261H11ZM42 262V263H41ZM66 263V261H64ZM13 263V262H12ZM19 263V262H18ZM22 263V262H21ZM20 263V264H21ZM250 262H247V264ZM16 264V263H14ZM62 264V262L60 263ZM253 264V263H251ZM259 264V263H258Z\"/></svg>",
    "mask_w": 264,
    "mask_h": 264
}]
</instances>
